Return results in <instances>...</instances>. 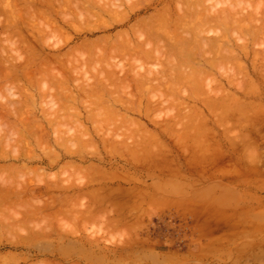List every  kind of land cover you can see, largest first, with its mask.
<instances>
[{
    "label": "rangeland",
    "instance_id": "rangeland-1",
    "mask_svg": "<svg viewBox=\"0 0 264 264\" xmlns=\"http://www.w3.org/2000/svg\"><path fill=\"white\" fill-rule=\"evenodd\" d=\"M0 1H4L5 4H6V8L7 9L8 8L11 9L10 7L7 6V3H8L7 0H0ZM13 1H15V0H13ZM60 1H58L56 3L65 4L64 1H63L64 3H62V1L61 2ZM96 1H98V0H96ZM100 1L101 0H99L98 2H96V5H99V2ZM102 1H101L100 4H102L104 2V1L103 2ZM105 1L107 3L108 0H105ZM112 1L109 2V3H112L113 4V2H115V1H113V2ZM124 1H125L124 4H122L123 1H122V3H120L119 0L117 1V2H119L117 5H120L121 4L123 6L126 5V2H127V5L126 6H124L122 8H119L118 7V9H117V11L118 10L121 11L120 12L121 13V16H122L123 13H126V14L129 13L131 15V16H129L128 14L127 15L126 14H123L124 15V17L122 16L123 19H125V15H126V19H125L126 20V22H125L126 24H124V25H119V24L116 23V21L119 22L117 19H119V16H120L119 14L120 13L117 14V15L115 14V12L113 13V11L115 10L114 8H112L113 10H112V13L111 14H110V11H111L110 9H108L110 11H107L106 10L107 8H103L106 11V13L105 14L102 13L101 16L98 15V17L100 16V19H102V20L99 19L100 21H98L96 19L97 18L96 15L99 14L101 11H100V9H97V8H102L103 5H99V7H97L96 5H94V3H95L94 1H93V3L89 2V0H88V2L85 1L88 6H89V3L92 4L91 6L88 7V9H91V7H93V6L94 7L95 6L97 7V8L94 9L95 10L94 13L96 12V15H95L96 18L93 17L94 18L93 20H92V18L90 20L88 19L89 20L88 23H86L87 20H85L87 18H84V20L86 21L85 22L86 24H85L84 21L76 19L77 16H79V14H80L78 12V15L76 14V16L74 17L75 18L74 21L76 20L75 21L76 23L74 21L71 22V23H73V24H71V25H73L72 26V29L70 27L71 25H65L66 27L64 26V29L67 30V31H65L64 29H62V32H65V33H62L60 31L63 35L65 34L64 35L65 37H63V35H60V37H59L58 35H59L60 32H58V31L57 32H54V34L52 33L53 36L55 35L56 37H54V39H53L52 38V35H51L50 36L51 39L49 41H51L52 43H54L53 45L56 44L55 46H56L57 50L58 49L60 50V46H62V45L63 46H62V48H61L60 51L57 52V50H55L53 48L55 51L52 50L51 52H53V53L55 52V54L57 53V55L60 54V52H61V54L63 53V55H65V56L64 57L62 56V58H61V54H60L59 55L60 56L59 58L60 59H64L65 62H66V59L67 58H69V57L71 58L72 57L71 60L74 61V62L72 63V62L69 61V63H71L72 69H73V66L75 65V62H78V65L76 64L78 67H80V64H81V67H80L81 70H85L86 71L87 70V66H88L87 64L88 63L90 64V66H88V67H90L94 71H96L95 68H100L101 69L100 64L103 61H98L99 59L95 61L92 58L94 56H92L91 59H93V60H91L90 62H92V61H93V63L99 62V65H97L96 63L95 64H92L90 62H87L86 61L87 58L86 59H84V58L87 57V56L89 58L91 56V55L89 56L90 53L88 54V52H86L83 49L82 52L84 51L88 55L87 54L86 55L81 54V56L79 57V55H80L81 52L79 51L80 49H78V51L80 53L76 52V53H78L77 54L78 56L76 55V53H74L75 54V57L74 58L75 59L77 58L78 60L80 59L81 60V63H80V60L79 61L78 60L75 61V59L73 58L74 54H72V50L75 52V50H77V48H78L77 46L78 45H81L82 44L81 42L84 43L86 39L91 40V36H93L92 38H95V39H96V37L97 38H101L102 37L104 39V37H105L104 35H106V34L107 35L108 34H116L117 31H120L121 29L122 30H125V28L127 30L133 24H135V25H133L132 27L137 26V24H138L137 27H139V25H140L139 23H141V22H139V23H138V21L136 22L137 17H138V19H140L141 16L143 15L142 17L148 18V16H149L150 13H153L154 11L156 12V10L159 9V8H161V5H162V3H161L162 0H152L154 4L151 3L152 2L151 0H148L150 2H147V0H143V3L145 1L147 2V3L145 2L146 4H149L150 3L147 6L144 5L145 3L142 4V1H141V3H139L140 4L139 5L138 4L139 0H124ZM135 1H137L136 3H137V5H139V8H136V9L134 8L135 9L134 11L131 10L132 12L135 13V14H133L131 11H129L128 8L130 7V3L135 2ZM205 1L206 0H204L203 2H205ZM207 1H208L207 3L206 2L204 3V4H206V6L209 5L210 8L211 7L214 8V7L217 6V5H215L217 0H207ZM221 1L222 0H220V2H219V0H218L217 3H220L224 7H225V5L228 6V9H234V8H236V10H237V6H239V5L245 6L249 10L246 9L245 7H243V8L241 6H239V7H241L243 9V11H244V8H245L246 13H247V11H248V13L249 12H252L251 9H253V8H251V7L252 6H255V5L257 7L258 4H259V7H257V9H259V12H258V10L256 11V9L253 11L254 14L256 12H258L259 14L257 16H259V17L262 15L261 12L264 10V2H263L264 0H262V1L261 0H257V1L256 0L255 1L254 0L253 1L252 0H245V2H244V0H230V2H228V1L225 0V3L227 2L228 4H225V3H223L224 1L223 2H221ZM240 1H241V3L240 4H237ZM231 2H232V4H230ZM0 3H2V2H0ZM16 3H19V1L17 0ZM86 3H85V5H86ZM106 3H104V5ZM158 3H160V4H158ZM115 4H116V2L113 5L116 6ZM141 4L144 5V7H146L144 10H143V6L141 7ZM248 4H251V6L249 7ZM1 5H3V3L0 4V6ZM17 5H20V6H17V9H20V7H21L22 4L19 3ZM56 5H57V7L60 6L59 8H61V9L57 8L59 14H64L63 13L64 11L66 12V11L70 10V6H68L66 4H65L66 7L64 5H58V4H56ZM109 5H111V4H109ZM109 5H108V8H110L111 6L113 7V5H111V6H109ZM150 5H152V6H150ZM100 6H102V7H100ZM105 6H107V4ZM218 6H220V5L218 4ZM62 7H63L64 11H61V10H63ZM84 7H87V6H84ZM217 7L214 8V9H217ZM256 7H254V8H256ZM2 8H3V6H2ZM2 8L0 7L1 12L3 11ZM4 8H5V6H4ZM6 8L4 9L5 11L7 10ZM125 8H127V9H125ZM9 9H8V12H9ZM15 9H16V5H15ZM22 9L24 10V8L21 7L20 10L23 11ZM84 9H85V11H83V13L86 12V11H88V12H86L88 14L87 17L90 18L91 17L89 15L90 11L89 10H86V8H84ZM124 9H125V12L122 13V11H124ZM34 10H36V9H34ZM72 10L75 11V9H72L71 8L70 11H72ZM92 10H93V8L91 9V11ZM104 10H103V12H105ZM136 10H137V12H136ZM5 11H3V13H6L4 15H3V13L0 12V18H1L0 19V24H1V26H0V30H1L0 33L1 32L2 33H4V32L6 33V31L3 32L2 29L5 28V26H8L7 25L8 21H6V23H5L6 25L5 26L3 25L4 22L2 23L3 19L5 21V19L10 16ZM70 11H68V12L71 13V14H68V13H65V14H68L67 16H70V18H72L73 16L71 17V15H73V14ZM243 11H239V12L240 13L241 12L243 13ZM107 12H109V13H107ZM253 12H252V14H253ZM9 13L11 14V12H9ZM81 13H82V11H81ZM86 13H84V14H86ZM94 13L93 14L90 13V14L94 15ZM244 13H243V15H244ZM7 14L9 15L8 17H6ZM102 15H103L104 18H102ZM110 16H112V17H110ZM116 16H118V18H116ZM127 16H128V18L130 17L129 20H128ZM263 16H261V17L264 18ZM52 17H54L55 19L57 18L58 20L60 19V16H52ZM84 17H86V16L84 15ZM259 17H258V19L261 18V17L260 18ZM30 18L32 19V17H30ZM38 18H40V17H38ZM112 18H113V20H112ZM31 19H29L30 20L29 23L30 24H34V21L32 23L31 22ZM82 19H83V17H82ZM120 19H121V17H120ZM256 19H257V17H256ZM261 19L259 20L260 23H261ZM35 20L37 21V19H35ZM38 20H40V19H38ZM108 20H110V21H108ZM114 20H116V21H114ZM122 20H120V21H122ZM257 20H255V21H257ZM262 20H264V19H262ZM80 21L83 22V23L81 24ZM97 21L99 23H101V24L98 25V23H96ZM14 22H18V21H15L14 20ZM25 22H26V20H25ZM37 22H39V21H37ZM110 22H112L111 25H113V28L110 29V31H108L105 28V26L107 25V23H109L108 25H110ZM114 22H115L116 25L113 24ZM19 23H22V22H19ZM19 23H17V25ZM102 23H104L106 25L104 26V24L102 25ZM22 24H20V25L22 26ZM78 24H81V25H78ZM89 24L92 27H94V28L96 26L97 27L100 26V27H98L99 29L97 28V30H96V28L95 29L94 28L92 29L91 26H88L87 28H85ZM102 26H104V28L106 30ZM140 26L143 27V23H141ZM89 27H91L92 32L89 31V30H91ZM127 27H129V28H127ZM135 28L136 27H134V29ZM85 29H86V33L83 32ZM100 29L102 30V32H100L101 31ZM167 29H169L168 31L171 32L170 29H172V28H167ZM93 30H95L96 32L93 31ZM218 30H219V28H218ZM79 31L82 32V33H79ZM98 31H99V33H98ZM105 31H107V32H105ZM140 31H142V30H140ZM216 31H217V29H216ZM221 31H222V29H221ZM231 31H230V33H233L234 32V30L232 32ZM89 32H91V33H89ZM109 32H111V33H109ZM142 32H144V31H142ZM17 33H19V32L16 31V35H17ZM55 33H57L58 35H56ZM93 33H94V35H93ZM137 34L139 36H141V34H142V36H143L144 33H140V34L137 33ZM205 34H207V31H206ZM235 34H238V33H235ZM243 34L244 33H240L239 36L240 37H243ZM208 35H210V33L207 34V36ZM211 35H216V34H213V32H212ZM248 35L250 36V34H248ZM2 36H4V35H1L0 36V39L1 38H4L5 39L6 36H4V37H2ZM17 36H15V37H17ZM57 36L59 38L62 37V39L64 38L63 39L64 41L65 40H69L68 42L65 41L67 43V45H66V43H64L63 41H61L62 39H59ZM98 36H101V37H98ZM228 36H229V33H228ZM230 36H229V38H232V41L234 40L235 42L236 41L238 42V40H235V39H239V36L238 35L236 36L237 38H233V37H235L234 35L231 36V37ZM245 36H247V35H245ZM249 36H248L249 40H247L246 39L247 37H245V40H247L249 42L248 43L249 45H246L247 48H248V50H249L248 53H247V54H249V56L247 55L249 59L247 57H244V58L243 57H239V58L240 59L242 58V60H241L242 62L246 58L247 61H245L243 64H245V66H246V71L249 70L247 72L249 74H251L252 72H254L256 70V67H258V65H260L261 68L263 67L262 66L263 64L260 63V62L261 61L264 62V60H261V59L259 60L258 58L255 59V60H253L252 57L255 56V55L253 56V54H254L253 52L255 50L256 51L259 50V49H261L262 51L264 50V40L262 41L261 40L262 38L260 39V37H263V36L260 35V37L258 36L259 39H260L259 45L257 43L258 42V38H257V41H255V45L254 44L252 45V43L254 41L251 40V38ZM15 37H14V40L16 41L18 39V37H17V39ZM103 39H100L102 46H104V45L107 44V43L106 44L104 43V45H103ZM138 39L140 40L141 38H138ZM14 40L12 39V41H14ZM22 40H23V38H22ZM28 40L29 39L27 37L26 38V41H28ZM82 40H84V41H82ZM229 40H231V39H229ZM242 40L245 41L244 38H243V39L239 40L238 43L239 44L240 43H244ZM12 41L10 40V42L13 45L15 42H12ZM55 41H57V42H55ZM5 42L7 44H5L4 42H1V44L4 47H2V45L0 44L1 45V47H0V53H2L1 52L2 49H3V52H5V50H8V48L6 46L9 47V45H11L10 42H9V39H8V41L6 40ZM86 42L89 43L88 41H86ZM161 42H162V40H161ZM90 43L87 44L86 46L89 45L90 48H91ZM76 44H78V45H76ZM159 44H158V46H159ZM163 44L165 45V43H163ZM12 45H11L10 49H12V47H15L16 46V45H13V46ZM46 45H47V43H46ZM48 45H49V43H48ZM84 45H85V43H84ZM152 45H153V42H152ZM250 45H252V46H250ZM106 46H107L106 47L107 50L110 51L108 49V45H106ZM233 46L231 44H229V48L232 49ZM5 47H6V49H4ZM92 47H94V46H92ZM146 47H147V45H146ZM165 47H166V45L164 47H161V48L166 49ZM17 48H15V50ZM21 48H23V47H21ZM250 48H254L255 50L254 49H250ZM67 49L69 50L70 55L65 54V52H67ZM85 49L90 51L89 47H88V49L85 47ZM95 49L98 50L100 48H95ZM95 49H93V50H95ZM13 50H14V48H13ZM25 50H26V48H25ZM97 50L95 52L93 51V53H95V54L98 53ZM24 52L25 51H22V53H24ZM100 52L102 54V51H100ZM120 52L123 53V51H120ZM120 52H119V54H120ZM126 52L127 51L125 50L124 53H126ZM257 52H255V53H257ZM15 53L18 54V56H21L22 55V58L21 59L18 58V62L19 63H16L15 60H14V58L16 57V56H14ZM20 53H21V51H20ZM22 53H21V55L19 54V49H18V53L16 51L13 53V51H12V54L14 56V58L12 57V62L10 61L11 58L9 56H7V54L4 53V56L5 57L7 56L9 58H8V60H4V59H7V58H3L4 56L2 54L3 57L0 55L2 57V58L0 57V59L1 60L3 59L4 61H6V63H3L2 62L3 60L0 61V62H2L3 64H7L8 63V65H4V68H5V66H7V67L11 66L10 64L13 63V62H15V63H13V65H15V64L22 65V63H23L22 60H25L23 58L24 55ZM104 53H105V51L102 54L104 58H105V56H106V58L107 57H112V58H108V60H107V61L110 60L108 63L111 64V62L114 61L113 60V57H115V56L114 55L113 56L112 55L109 56V54H112V53L115 54V50H113V52L110 51L109 54H108V56L106 55L107 52L105 53V55H104ZM116 53H118V52H116ZM122 53L120 54L121 56H122ZM157 53L155 52V56H156ZM162 53H164V52H160V54H162ZM8 54L10 55L11 53L8 52ZM128 54L130 56V53L129 52H127V54H124L126 58L123 57V56H122L123 57L122 58L120 55L117 56L116 59L114 58L115 61L111 64L112 67L115 66L114 63H119V65H116L117 67L118 66L120 67L121 65H125L126 67H124V66H122V67L125 68L126 70L128 68L130 70V67L133 66V68H135L134 70L136 72H138L140 70L138 72V73H140L143 70L142 72H145L146 75H147V71L149 73V70H147V68H149V66H150L151 69H154V70L156 69V71H159V69H160V73L159 72L158 73H155V74H159L158 76H160V78L162 77L161 74L162 75L164 74V76H166V78L168 79L169 76H167L165 73L169 72L167 70H169V69L171 70V68L168 67L169 64H170V62H168L169 64L167 65L166 64L167 60H162L163 58H161L160 55L157 56V57H160L162 61L160 60V58H157V59L160 60L157 63H156V59H155L156 57L154 59H152L153 56H151L152 58L151 57H147V59L146 58H144V59L141 58L142 56L139 57V58L142 59L141 60L142 62L145 61V63L143 62L145 64V66H142L143 65L142 64L141 65V68L139 70H136V68L139 67L138 65L140 63H138L136 61L138 65L134 64L133 61L136 58L135 55L134 54L133 55L131 54L133 57L131 56L130 59H129ZM258 55L263 56L264 55V52L258 53ZM82 56H83V59H81ZM164 56H165V54L163 55V57ZM261 56H260V58H262ZM127 57L129 59V61H128ZM121 58H122V61H121ZM139 58H137V60H139V62H140V59ZM149 58H151L150 60H155V63L156 64L153 63L154 61H151L150 62L148 60ZM173 58L174 57H172V59ZM217 58L222 59L220 55L217 56ZM217 58H216V61L219 60ZM239 58H238V60H239ZM16 59H17V57H16ZM19 59L22 62L21 64H20V60ZM57 59H58V57H57ZM164 59H165V57H164ZM169 59H171V58H169ZM197 59H198V56H197L196 59L193 57L192 58V61H195L196 62ZM251 59L253 61H256L257 60L259 64L258 63L257 64L254 63L255 65H257V66H254L252 64L253 61ZM82 60H84V61H82ZM88 60H90V59H88ZM101 60H104V59H101ZM107 61H106V63H107ZM163 61H166V62H163ZM231 61L233 62V59H231ZM234 61H236V60H234ZM57 62L59 63L60 61L58 60ZM57 62H56V64H57ZM82 62H83V65H82ZM229 63H228V65H226V67L229 66ZM51 64L54 65L53 63H51ZM56 64H55V66L53 68H55L57 66ZM63 64L61 63V66L60 65L59 66L63 68V66H64ZM68 64H66V65H68ZM84 64H86L85 67H84ZM91 64L92 65H97V67L95 66L93 68V66ZM110 64L109 65H106L103 62L101 65H103V67H104V65H106L105 67H107V66L108 67L109 66L111 67ZM194 64H196V63H193V67H194ZM225 64H227V61L225 62ZM234 64L237 65L236 63L233 62L231 64L232 65L231 66V69H234L235 70V67L237 68L238 65L237 66H234V68H232ZM246 64L249 66L248 68H247V65ZM27 65H28V63H27ZM164 65L167 66L168 68L165 69L166 67ZM239 65H241V64H239ZM28 66L31 67L32 64L30 63ZM77 66L76 67L74 66L76 70L79 69ZM116 66H115V68H116ZM173 66H174V68H176L175 65H173ZM223 66L225 67V65H223ZM245 66H244V69H245ZM252 66H254V67H252ZM1 67H3V65ZM15 67L17 68V66H15ZM60 67H56V69L57 68H60ZM68 67H70V66H67V68H65V69H70L71 70V68H68ZM103 67H102V69L105 68V67L104 68ZM145 67H146V70L147 71H144V68ZM32 68L34 69V66H32ZM84 68H86V69H84ZM90 68H88V69H90ZM133 68H131L132 69L131 71H133ZM162 68L164 69V72L165 73L163 71H161V70H163ZM186 68H188V67H186ZM241 68H242V66H241ZM254 68H255V70H253ZM258 68H259V70H261L260 67H258ZM56 69H55V71H56ZM75 69H73V70L76 71ZM100 69L98 70V73H100V77H101V71H100ZM110 69H112V68H110ZM179 69H180V67H179ZM216 69H214V68H213V70L211 69L212 71H214V72H212V74L213 73H216L215 75H212L214 77L209 76V79H207L209 81L205 80V83L206 82H209V83H206V84H208V86L204 83L206 87H209V88H207V90H204L203 89L204 91H200L199 92L197 89L200 90L201 87L200 88H198V87L199 86H202L203 83L200 82L202 85H200V84L198 85V83L196 81L191 80V78H188V80L190 79L192 82L194 81L193 84L195 82L197 84H194V87H193L192 86V83H190L189 81L187 82L186 79H184V81L181 80L183 83L180 80L175 79L176 82H177V80L179 82H181L180 83L181 85L178 84L179 82H177V84L175 83L177 85V88H178V85H179V87H181V88H178V91H177L176 85L174 84L175 85V89L177 91L176 92L175 89L172 88V87H174V85L172 86V84H173V82L175 80L173 79L174 81L171 82V81H168V80H172V79L169 78L167 80L166 78L163 79L164 77H162L161 79L166 80L165 81L166 82L165 84H164V81H162V82H159V80L157 81V79H159V78H157L156 81L159 82V83H163L164 85L163 84H159V83L157 84V82L155 80H154V83H153V80L151 79L150 82H152L153 84H155V82H156V84L158 85V86L157 85L154 86L153 84H149L150 82L148 81L149 83H147V85L148 84H149V86H152L153 85L154 88L153 87L152 88L150 87L151 89H146V91H144V94H143L145 96H142V94H141V96L139 95L140 91L143 92V89L142 88L145 89L144 84H143V87L141 88L142 90L140 88L136 89L137 87H135L136 85L132 81H131V85L128 84L130 82L129 80H128V82L126 81L127 82L126 84H128L129 86L128 85H123V84L121 86H125V88H126V86H127V88L130 87V86H133L132 89L134 88L133 89L134 90V93L132 92V89L131 88L130 89H124V87H121L120 86L124 90V92H125V90H127L123 94V96H122L123 91L121 90V88L119 87V89H117V90H119L118 93H117V91H116L115 88H118V87L115 86V88H114L113 85L116 84V83L115 82L114 83L112 82L113 83L112 86L114 88V89L112 88V91L115 90L117 94H115V91H114V93L113 92L110 93L113 96L112 95L109 96L108 95V91L109 90H108L107 92L105 91L103 93L104 96L103 95H100L99 96V94H102V92L100 91V93H99V91H98L97 94H96V92H95L96 90L94 91V89L92 90V88L89 87V85H91V83H89V85L85 86L86 84H88V81L90 82V80H91V82H95L96 80L99 81L100 77H99V79L96 78V77L99 76L98 73H97V71L94 72L95 74L97 73L96 75H94L93 73H91V71H93V70H89V71L87 70L89 73L88 74L86 73L87 74V77H90V75H91V78H87L86 76H85L86 78L82 77L83 75H81V73L85 75V73H83V71L80 72L78 70L80 76H78L77 71L74 72V75H77L79 77V80H77L78 77L77 76H74V75H71V77L69 78L70 74L73 73V72L69 71L68 73H64V72H67V71H64L63 73H61L62 69L60 68L59 70H61V71H58V72H60L62 75L63 74H67L68 75L70 73L68 75V78L69 79L67 78L66 75H65L66 76L65 78L68 79V83L71 81L69 83V85L72 88H74V89H72V91H70L71 90V87L67 84V82H66L67 80L65 81V79H64L63 82H66L65 85L67 84L69 87L68 86H61V88H62V90H61V88H59V85L57 84V82L55 81V79H54V81H55L54 82L52 79H49V78H52V77L47 76V74H43V73L42 74L40 73V76H42V77H40L39 76V72H37L38 73L37 76L35 75V73H33L34 74L33 76L32 75L25 76V75H23V73L21 74V71L18 69V71L17 70L16 71L19 72L22 76L20 75L21 78L20 79H17V77L19 78V74H17V72L15 73V69H12L13 70L12 73L14 72L13 73L14 75L12 73H10L11 72V70H10V72L8 71V74H5V75L8 76V77L5 76L7 78L4 77L5 78L4 79L2 76H0V78L2 77L4 79V81H3L2 78L0 79V81L2 82V83L0 82V85L3 86V87L0 88V90L3 89V90L0 91V94L3 92L2 93L3 96H1L0 99L2 98V101L4 99L3 102L6 103V105L5 104L3 105V108H5V109H3L2 108V105L0 104L1 105V108H0L1 116L2 115L3 116H8V118H10L11 121H14V118L15 117L12 118V116L15 115V114L11 115V112H13V110L11 111V108L10 107L12 105L10 103L17 101L21 97V93H19V92H20L21 88L23 87V82L25 81L24 84L26 85L27 82L31 80L30 81L31 82L30 83L31 85L30 84L29 85L27 84V88L28 87L29 88L28 89L26 88V93H24L25 90H23V89L21 90V91H23L22 94H25L27 96L25 97V95H23L21 97L20 103L25 99V102H27V104L28 103L31 104V105L30 104L27 105L24 102V107L25 108L24 107H21L22 109L24 108L21 111H24L26 114L24 113L23 116H22L21 114H19L20 113V109H19V112H18V111H16L17 108L16 109L13 108L14 106H12V109H14V113H17L18 112L17 114L18 115H21L22 116V119H24V121L26 120V117H27V120L25 121L26 123L31 120V122L30 123L28 122V123L31 124L32 126H35V124L38 123V122H39V124H42L43 123L40 126H43L44 125L43 126L44 128L39 127V129L41 128L43 131L35 128L38 131H37V134L35 133L36 136H34V141H33L32 137H31L32 135L30 134V129L31 130H33V129L31 127L28 128L27 127L28 125H26V128H28L27 130H29V136L31 135L30 136L31 138L29 136L27 137L28 140L29 139L31 140L30 141L31 143L30 142L27 143V147L29 148V145L30 144L32 146L33 145L32 142H33L34 143L33 147L35 146L34 148L36 150V151H34V148H32L30 146L31 148L30 149L27 148V150H25V151L28 152V150H30V151H33V152H30V153L28 152V153H26V155L31 156V155H35L36 154L34 156V158H37L36 156H38V154H39V156L42 157L41 158L42 160L39 159V156H38V160L37 159H34L33 156H32V158L34 160L33 159H31V160L29 159V161H28L27 158H26V155L24 154L25 155V158H23L24 155H23V157H21L22 158L20 160L21 163L23 164V161H24V163L26 165V163L29 162V163H27V166L26 167L29 168V166H31V165H32V167H34L33 168L34 170L32 169V167L29 168V169H31L30 171L32 172V176L34 174L37 175L38 172H40V175H41V171L44 170L47 175L44 177L43 174H42V176L44 178H49L48 180L47 179L46 180L47 181H50V177H52V176L53 177L54 176L56 177V175H57V177L55 178V181L57 180V183H56L57 187H58V182H60V180L62 181L61 184H60V186H62V185L64 186V184H62L63 183V180H64L65 185H66V183H67V185L70 184V183L73 185L72 186V189L73 190H71V189L69 190V185L67 186L68 187L67 189L69 190V192H68L67 189H66L65 192H64V190H60V191L58 190L56 192V190H57V187H56V189L54 190V193L52 192V194H51L52 197L54 198V201L56 199L58 201L61 200V202H63V200H65L67 198V197H63L64 195H67V196L68 195H71V196H68V197H70V198L73 197V198L71 199V201L69 199V202H67V203L63 202L64 204H62V206L60 204L61 203L60 201H59L60 203L57 201L58 204H57V202H55L56 205L51 204V205H53V207L50 206V207H52L51 210H49L50 207H48V208L43 207L44 208V211L47 210V209L48 210H47V212L45 211L46 213L43 210H42V212H44V214L46 216H51L52 215V218L49 217L48 220L47 219L45 220V222H44V219H43V222H44V224H43L42 223V220H40V219H39V221H41V222H39L38 220H37L38 222L37 221L35 222V220L37 219V217L35 218V220H33L34 218L31 217L30 218V221H28L29 219L26 220L30 224V226H32V227L29 226L30 228L27 227L28 226V223L25 224V225H21V223L18 222L21 225V228H20V226H18L19 225L18 223H16L17 225L14 223V222H16V219L21 222L22 219H20V217H22V214L19 215V217H18V214L19 213H23L24 212V209H21V210L19 209L18 210L17 207L16 208L11 207L13 209V210H11L12 211V213H11L10 211H8L9 208H10V206H7V204H5V205L4 204H0V210H1L0 213L2 212V214H0V216L3 215V214L5 215L4 212H6V210H4L5 209L4 207L7 206V213H6L7 218H6V215L0 217V219H1L0 220V227H1V229H0V264H264V121H262V119H261V118L264 119V96H262V95H264V90L261 91V93H260V91H258V92L255 91L256 93L255 92H252L251 94L250 93L247 94V92H251L248 89L247 92L243 93L241 96L239 95L238 96L239 98L237 97L238 94L237 95L236 94H234V95L232 94L231 96H232V99L233 100H231L230 98H229L230 100L228 99V106H227L228 109H225V110L228 111L230 109L231 112H233L234 116H233L232 113L229 112L230 110L228 112L226 111L228 113L227 114L225 112V110L223 109V107H224L223 105H222V107L221 106H209V104L207 102L208 101L207 98L208 97H211V95H213V93H214L213 92L211 94L210 88L211 87H214L215 85H217L216 84V80L218 81L220 79L221 85L225 84V86H226V84L228 82L227 81L228 79L227 80L226 79L223 80V78H225V77H223L222 75H225L226 76V74L221 73V71L219 72V69L222 70L223 67L222 66H221V68L219 67V69H217L218 72L216 71ZM4 70H3L4 73H6V69H4ZM154 70H153V72H155ZM228 70H230V69H228ZM234 70H231V71L233 72ZM106 71H107V69H106ZM135 71H133V72H135ZM225 71H226V69H225ZM231 71H230V73H231ZM236 71H238V69H236ZM236 71H234V72H236ZM240 71H239L238 75L241 74ZM0 72H1V75H2L3 72L2 71H0ZM133 72H132V74H134ZM153 72H151V74ZM259 72L260 73H262V72L264 73V69H263L262 72L261 71H259ZM4 73H3V76H4ZM224 73H226V72H224ZM245 73H244V75H246ZM61 74H60V76H61ZM151 74L149 73L150 76H151ZM220 74H221V76L223 78L220 76ZM9 75H10V77H9ZM149 75H147V76L149 77ZM216 75H217V77H216ZM238 75L236 74V76L234 75L233 77H231V78H234V81H233L234 83H235L236 80L240 79V81L239 80L236 81V84H238L240 82L239 84L242 85V79H243V86L245 85V87H246V85H247L249 87L251 81H254L255 82L254 84L259 85V88H260L261 81H260V78H258L259 80H257V78L255 77V75H257L256 73L251 76L253 79H251V77L249 76L251 81L249 80V78H242L243 77L242 74H241L240 77ZM24 76L27 79H25ZM34 76H36L38 78L40 77L39 78V81ZM30 77H33V78L31 79ZM80 77L82 78V81L83 80L86 81L88 79L86 81L87 83L86 82H81L80 81L81 80ZM44 78H46L47 81H44L45 80ZM152 78H154V76ZM213 78L216 79L215 82H214V79ZM254 78H255V80H254ZM28 79H30V80H28ZM33 79H35V80H33ZM161 79H160V81H161ZM244 79H245V81H244ZM13 80H15V81L16 80H19V81H16V83H19V84L21 83V81H23L22 82V85H20L21 86L20 90L18 89L19 88L18 87L19 84L14 83L15 81H13ZM76 80L79 81L80 83H82V85L80 84V86H78L79 88L77 87V85H79V83ZM10 81H12L14 84L13 83H10ZM42 81L43 82H47L46 85ZM48 81H51L53 84L55 83L54 85L57 86V87H55L54 85H52V83L50 84ZM247 81L249 82V85H248V83L246 84ZM41 82L45 86L42 85ZM63 82H62V85H63ZM75 82L78 83V84L76 85ZM167 82H170L172 84H169L170 85L169 86V85H167ZM9 83L12 85V90H13V85L14 86L15 85H18L17 88L14 87V90L13 91L10 90V95L11 96L14 95V98L11 97L9 95V92H7V90H6V88L10 85ZM95 83H96L95 85L98 84L97 81ZM188 83H190L191 85L189 84L190 85L189 86ZM217 83L219 85V81ZM48 84H49V87L50 88L51 87L55 88V89L51 88V89H53V92L49 88L50 89V96H53L54 97V95L56 93V90L59 91V93L57 92V94H56V96L58 98L57 97H54V98L52 97L53 100L55 99L54 101H56L55 102V105H54V101L51 103L50 99H52V98L50 96H48L49 93H47V94L45 93V92H47L49 90V89H47ZM108 84H110V82ZM185 84H187L188 86L185 85ZM262 84H264V83H262ZM37 85H38V87L40 85V89H41V86H42V89L40 91H39V88H37ZM92 85H94V84L92 83ZM119 85L120 84H118V86ZM162 85H163V87H162ZM251 85H253V83ZM43 86L46 87L47 90L45 88H44L45 90H43ZM82 86H83L84 89L87 88V89H85L87 92L84 90L85 92L83 93L85 96L84 95H81V93H80V91L83 89V88H81ZM112 86H110V87H112ZM160 86L162 87L161 91L159 89ZM191 86H192V88H191ZM66 87H68L67 90H65ZM108 87H106V89H110ZM138 87H139V85H138ZM15 88L18 89L19 91L18 90L15 91ZM23 88L25 89V87H23ZM80 88H81V90H80ZM90 88L96 94L97 97H100V99H99L100 101L98 100V98L96 100L94 98L93 99L90 98L91 96L95 97V94H93L92 91H91L92 93H90V95L88 94L89 93L88 91L90 90ZM193 88H196V90H197V92L195 90V92H196L195 93L196 94L195 95V98H194V95H193L194 92L192 91V90H194ZM203 88H204V86H203ZM4 89H5V91H4ZM139 89H140V91H138L139 92L138 93L137 90H139ZM27 90L28 91L30 90V92L31 91L32 92L31 93H27ZM63 90L67 94H65L63 92ZM129 90H130V92H129ZM162 90H164V91H162ZM173 90L176 93H174V92L171 93V91H173ZM179 90L181 91V93L179 92ZM8 91H9V89H8ZM38 91L41 92V93H42V91H45L44 93L47 96L44 95V93L40 94ZM78 91H79V93H78ZM110 91H111V89H110ZM11 92L14 93V94H12ZM72 92H76L77 94H75V93L73 94ZM81 92H83V90ZM182 92H184L183 94L187 95V97L189 96V99L191 97H193L194 99L191 98V100H189V99H187L186 96H185L186 98L180 96L182 94ZM192 92H193V94H192ZM201 92L202 93L203 92H206L207 95L206 94L205 95H202ZM32 93L35 94V96L33 95L34 97H32V95H31ZM126 93H128L129 96L130 95H133L135 97L133 99L135 101V102L133 101L134 103H132V101H131V99L133 98V96L132 97L130 96V98H128L127 97L128 95ZM218 93H214V94H216L217 97L222 96L220 94V91ZM253 93H254V95H253ZM257 93H260V94L255 95ZM29 94H30V96H29ZM86 94L88 96H86ZM118 94L121 95L122 97L121 96L119 97ZM161 94L162 95L165 94L166 96H163L162 97ZM189 94L191 95V97H190ZM198 94H200V95H198ZM244 94H247L248 96L247 95H244ZM17 95L19 96V98H18ZM43 95H44V97H43ZM65 95H67L66 98L67 97L69 98V95L70 96L72 95L69 99L67 98L70 103L68 101H66L67 99L65 98ZM115 95H117V96H115ZM177 95H178V97H177ZM249 95H251V96H249ZM82 96H84V97H82ZM172 96L173 97L175 96L174 97L175 99ZM203 96H206V97H203ZM254 96H256L257 98L256 97L254 98ZM4 97H6V98H4ZM23 97H25V98L23 99ZM27 97H28V99H27ZM62 97L65 99V101H64V99H62ZM85 97H86V99H89V100L90 99H92L93 101L95 100L94 102H96L97 104L99 102L100 103H99V105L95 104L93 101L90 102V103H87V102H89V100H86ZM110 97H112V99L114 98L113 101L111 99H108ZM115 97L116 98L119 97V99L121 98L122 99V102L126 98H127V100H125V103L120 102V103H122V105H121V104H117L119 102V99H118V102L115 104L114 103V100L116 99ZM140 97H142V98L144 97V99L142 100ZM151 97H152V100H151ZM153 97H155V103H153L154 102L153 101L154 100ZM168 97L170 99H172V100L169 99L170 102L168 101ZM201 97H203L204 99L201 98ZM234 97H237L238 98V101L236 100L237 98H234ZM11 98H12V100L14 99L15 101L13 100V101L10 102ZM32 98H33V101H34L33 103L31 101ZM75 98H76L75 102H74V100H71V99H75ZM157 98L160 99V100H157ZM166 98H167V100H166ZM179 98L180 99L182 98V99L180 100ZM200 98H201V100H200ZM34 99H36V100H34ZM56 99H58V100L60 99L58 103H57L58 100H56ZM176 99L178 101H180V103L179 102L177 103ZM196 99H198V101L201 104ZM110 100L112 102H109ZM139 100H141L142 106L140 105L141 102H139ZM146 100H147V102H149L151 100L152 103L150 102V104L149 103L146 104ZM165 100H166V102H165ZM173 100L175 101V103H174L173 106H170V104H172ZM183 100L185 101V104L188 103V105L191 104V106L190 107H187V105H184V103H183L184 101ZM205 100H206V102H205ZM46 101L48 102L47 105H46ZM49 101H50V103H49ZM76 101H77V103H76ZM193 101H194V103H193ZM3 102H2V104H3ZM105 102H107V103L105 104ZM158 102L159 103H163V104H159ZM17 103L16 104L19 106V100L17 101ZM91 103H93V104H91ZM101 103H103V104L100 106ZM111 103H112V105H111ZM137 103L139 105H137ZM156 103L159 104V105H157ZM181 103H182V105H181ZM16 104H14V105H16ZM58 104H60L59 106L61 108L58 106ZM63 104L65 105V108H63L64 107ZM70 104L71 105L72 104L77 105V106H75L76 109H75L74 105L71 108ZM176 104L178 106H180V107H178V108L175 107ZM196 104H198V105H196ZM21 105L22 104H20V106ZM25 105H27V109H26V106ZM51 105H53V106H51ZM109 105L110 106H113L114 108L113 107H110ZM117 105H119V106H117ZM123 105L126 107V109L128 107H129L128 109H130V108L131 109L129 111H127L128 109L126 110L123 107ZM147 105H148V108H150L148 110L145 109V108H147ZM258 105H259V107H258ZM5 106H10V107H5ZM28 106H30V107H28ZM35 106H36V108H35ZM54 106H55V108H54ZM103 106L104 107L105 106L106 107L108 106V108H111V109L108 110V108H104ZM182 106L184 107V109L188 110V113L187 114H189V115H187V116H190V117L196 111V109L198 107H201L202 110L205 109L203 112H202V110L199 111L200 108H199V110L197 109V112L198 113L201 112V113H199V118H201V120L199 118H197L198 117L197 116L198 113L195 112L192 115L193 118L191 117L192 119L191 118H187L189 121L190 120L191 121L194 120L192 122V124H190L191 121L190 122H187V119H186L187 116H186V113H185L187 111L184 110V112H183L184 114L181 113L183 111L182 110L183 109ZM185 106L187 108H185ZM192 106H194L196 109L194 107H192ZM234 106L235 107L238 106V108L241 107V106L243 108L244 107H246V108L242 109V107H241V109H242L241 110V109H238L236 107L239 110V113H238V111H236L237 109ZM56 107H59L61 110L63 109L62 110L63 112L61 110H59V112H57L58 111L57 110L58 108H56ZM96 107H97V109L103 107L105 110L103 108L102 109L104 110V112L101 111L102 109H100V110H97L96 109L95 110ZM172 107L174 109H172ZM220 107H221V109H220ZM257 107L259 108V110H260L261 113L257 112L258 109H255ZM6 108H9V109H6ZM90 108L91 109L93 108V109L91 110ZM136 108L139 109V110L138 111H135ZM176 108H177V110H179V113L182 114V115L181 114L180 115L178 114L179 117H178V119L176 118V120H177L178 124L180 126H182L184 129L180 127L181 129L179 128V130H178V127L179 126H178V124H177V122H176V120L174 118V115L176 113H178V111L175 110ZM189 108L193 109L192 113H189L190 110H191ZM207 108H208V110H210V112L207 110ZM77 109H78V112H77ZM118 109H119V111H118ZM222 109H223V111H222ZM6 110H7L6 113L3 112V111H6ZM74 110H76V112ZM89 110H91L92 112L89 111ZM88 111H89V113H88ZM95 111H97V114L94 113ZM100 111L103 112V113H101ZM109 111H111V112H109ZM130 111H132V112H130ZM133 111H134V113H133ZM139 111H141V112H139ZM145 111H146V115H145ZM51 112H52V114H50ZM55 112L56 113H59V115L57 114V116L60 117V118L57 117L58 118L57 120H58L59 123L56 122L55 120L54 121L56 123L55 122L52 123L53 122V120H52V122L50 121V123H52V125H51V124L47 123L49 121L48 120L46 121V119L47 118L53 119L55 117V114H56ZM105 112H109V113H105ZM115 112L116 113H119V112L121 113L122 112V114H120V113L118 114V115L121 116V118H120V116L117 115V117H119L118 120H116L117 119V118H115L116 116L115 117L109 116V115H112ZM124 112H126L125 113L126 115L123 114ZM78 113L79 114H82V117L81 116L79 117L77 115ZM149 113H150V115H147ZM209 113H211L212 115L211 114L209 115ZM255 113L257 115L258 114L259 115L257 116ZM9 114H10V116H9ZM45 114L46 115L49 114V116L47 115V117H46ZM88 114H90V115L93 114L92 117H94L96 119L95 120H94V118L90 119L91 117H89L90 115H88ZM128 114L131 117H133V119H135V118L137 119L136 120L137 122L135 121V126H133L134 124H132L134 122L133 119L131 120V122L129 124V121H130L131 117ZM202 114L205 115V117ZM236 114H237V116H238V114L241 115V116L243 114H245V115L248 114L249 118H248V116H244L243 115V118L244 119L243 118L239 119L240 120V123H239V122H237L235 120L236 119V117H235ZM18 115H16L17 116L16 118H18V117L20 118V116H18ZM43 115H45V116H43ZM52 115H54V116H52ZM114 115H116V114H114ZM122 115H123V117H122ZM195 115L197 116L196 119H194L195 118L194 117ZM3 116L0 118L1 119L0 122H2V120L4 121L6 119V118L4 119ZM50 116H52V117H50ZM86 116H88L87 119H86ZM127 116L129 118H127ZM175 116H177V115H175ZM184 116H186V117H184ZM45 117H46V119H45ZM124 117H125V121L122 120V119H124ZM180 117H183V120L184 121L181 120ZM214 117H215V119H213ZM246 117L248 118V120H247ZM8 118H7V122L6 123H9L8 121L10 119H8ZM34 118L36 120H34ZM151 118L154 119L155 121L154 120L152 121ZM205 118L209 122H207L206 120H205L206 123H205V121H202ZM211 118H212V120H209ZM18 119H15V122L18 121ZM38 119H39V121H38ZM88 119H90V120H88ZM226 119H229V120H227V123H225L226 122ZM179 120H181V121H179ZM195 120H197L198 123H195ZM11 121H10L11 126H12V124L14 125V127L16 125V128L18 129V126H19L18 124H21V123L20 122H16V123L13 122V123H11ZM118 121H120V122L123 121L122 124H121V125H123V130H122V128L121 129L120 128L116 129L117 127H119V125H118L119 122ZM157 121H160V122L158 123ZM166 121H168V123L170 121V124L168 125V123ZM172 121L175 122V123H173ZM182 121L185 122V124L187 123L188 126L185 125V124L183 125V122ZM201 121H202V123H199ZM223 121H224V124H223ZM115 122H118L117 125H116ZM138 122H139V128L140 127L141 128H145L146 127L145 128L146 131H144L143 129H140L141 132H139V128H138V125H137ZM212 122H213V125H211ZM61 123H62V125H61ZM82 123L85 124V125H83ZM194 123L195 124H198L199 126H197V125L195 126ZM220 123H222L223 125L221 126ZM4 124H5V122H4ZM55 124H58V125H55ZM80 124H82V126ZM159 124H161L162 126H160ZM172 124L173 125L175 124V125L173 126ZM0 125H1V127H5V131H6V129H7L6 127H8V126H3L2 123ZM7 125H9V124H7ZM48 125L51 126V127H49ZM99 125H101V126L99 127ZM140 125H142V126H140ZM176 125H177V127H176ZM20 126H19V129L22 128L25 125L22 126V124H21ZM70 126L72 127V129H71ZM77 126H78L79 129L77 128ZM84 126L85 127L88 126V128L86 130L87 132L85 131L86 134H85V132L82 133L83 131H81V132L79 131V130H85V127ZM125 126L128 127L129 130ZM132 126L134 128L137 127V129H135L136 131L134 130V128ZM192 126H194L193 127L194 129L197 128L195 130V132H194L193 128H190ZM206 126H209V127L212 126V127L209 129V127H206ZM47 127H48L49 130L47 129ZM52 127L53 128L56 127L54 129L55 132L57 130V132H59V133L61 132L63 135L65 134L64 136H62L61 133H60L61 137L59 136V138H58L60 141L59 140L56 141V138L58 137L56 135H59V134L57 132L55 133L53 131ZM64 127H66V128H64ZM75 127H76V129H75ZM114 127H116V128H114ZM165 127H166V129H165ZM61 128H62V130H61ZM96 128H97V130H96ZM2 129L3 128H1V130ZM8 129H9V131H12L11 128H8ZM58 129L61 130V131H59ZM88 129H90V130H88ZM130 129H132V130L130 131ZM163 129L166 130V131H164ZM199 129L201 130V132H200ZM211 129H213V132L215 134H212V130ZM1 130H0V132H1ZM46 130H48V131H46ZM100 130H101V133L98 132ZM142 130L145 133H147L148 135L147 134H144V132ZM180 130H181V133H180ZM182 130H183V132H182ZM187 130H189V132ZM191 130H193V131H191ZM3 131H4V129H3ZM76 131L78 132L79 135H76L77 134V133H75ZM117 131H120V133L118 134ZM123 131L128 136H129L130 133H132V132L134 133V131L135 132L138 131L137 132L138 134L137 133H134V134L132 133V135H135L136 137L135 136H132V135L129 136L131 138L132 137H135L136 140H134V138L131 139L128 136H126ZM154 131L156 132V134L159 132L157 134V135H159V137L156 136V134H155ZM33 132H35V130L32 131L31 133L33 134ZM40 132L42 133L41 135H40ZM152 132H154V133H152ZM174 132L176 134H183L184 133L183 135H181L182 137L180 135H178V136H180V139L182 138V142H180L181 140L179 141V139H178L179 137H177V139H176V136L177 135ZM190 132H192V135H194V137H197V138H193L192 135H189L188 133H190ZM196 132H198V133L200 132L199 133L200 135L197 134ZM3 133L6 134L7 131H6V133L5 132H3ZM12 133L13 132L10 133V136L11 137H13L11 135ZM66 133H67V135H71L69 137L70 138L72 137V138L71 139L68 138V136L66 135ZM87 133H90V134H87ZM121 133L122 134L124 133V134L122 135ZM139 133L142 134V135H140ZM208 133H211V134H208ZM82 134H84V135H82ZM95 134H97V135H95ZM120 134H121V136H120ZM153 134H155V136L158 137L156 140H153L154 142L157 141L158 143L155 142L157 144H154L153 141H152L153 144L151 143V141H148V140H151V139L154 138L153 137V138L150 139V136L152 137ZM196 134H197V136H196ZM8 135H9V132H8ZM13 135H15V134L13 133ZM38 135H40L39 136L40 139H42L43 138L42 136H44V139H42V141H44L45 139L46 140L44 142H41L39 140V138L37 137ZM75 135H76V139L78 137H80V136L81 137L84 136L85 138L82 137L83 139H81V137H80V139L78 138L79 141H78V139L77 140L74 139V141H72V139L74 138L73 136H75ZM86 135H87V137H86ZM174 135H176V136H174ZM10 136H8L6 138L8 139ZM186 136H188V137H186ZM35 137H37L36 139H38L37 141H39V143H42L43 144L42 145L43 149H44V146L46 147L45 144H49L50 145L49 147L47 145L46 148H50V147L51 148L50 149H47V150L45 149V150H42L41 151L40 150V149H42L41 144L38 143V145L37 144L35 145V140H36ZM89 137L91 138V140H88L87 139ZM92 137H94V138L92 139ZM66 138H67V140H66ZM120 138L122 140H120ZM124 138H125V140H124ZM137 138H139V140ZM187 138H189V141L187 140ZM191 138H193V139H191ZM68 139L71 140V142L69 141L70 142L69 146L68 145H65V144H68V143H66V141H68ZM141 139H144V140L145 139H148L146 141L150 142V143L147 142L148 143V146H149V147L148 146L147 147L150 149L149 150L150 152L148 151L147 152L148 153L147 155L145 154V151H144L145 150L144 148L147 145L146 144V141L144 142ZM28 140H26V142ZM98 140H100V141H98ZM115 140H117L116 142L119 143V144L116 143L117 145L115 144L117 147L115 145L112 146L113 144H111V143H115ZM118 140H120V141H118ZM140 140L142 142H138ZM63 141H65L64 142L65 144H63ZM88 141H91V142L88 143ZM92 141H94V142H92ZM110 141H111V143H110ZM122 141H123V143L125 141H127L128 143L125 142L124 143L125 145H123L122 144ZM178 141L180 142V144L177 143ZM55 142H58L59 144L57 143L58 144L57 145ZM74 142L76 143V145H75ZM137 142H138L139 145L138 144L137 145L135 144ZM60 143H61V145H60ZM96 143H98L99 145L96 144ZM131 143H132V145L135 146V148H134V146H133V148L130 147ZM6 145H8V144H6ZM51 145H53V146H51ZM59 145L61 147H59ZM62 145L63 146H66L65 147L66 150L62 147ZM80 145H82L83 147L81 146L80 148H78ZM140 145H143V146L145 145V146L142 147ZM0 146H3V149L2 150L3 151L5 150L6 152H8V151L10 152V150H12V149L14 150V148H13L14 146H12V148H11V145L9 147L10 150H9L8 147H7L8 148V150H7L5 145H1L0 144ZM38 146L40 147V149L38 148ZM67 146L69 147V149H71L73 151V152L71 151V153L73 155L71 153H68V155H67V153L64 152V151L70 152L67 149ZM84 146H85V148H84ZM138 146H140V149H139ZM114 147H116V149ZM72 148H74V149H72ZM96 148L98 150H96ZM107 148H109V149H107ZM112 148H113V150H112ZM148 148H146V150ZM15 149H17V148H15ZM52 149H53V151H51ZM54 149H55V151H54ZM80 149H82V150H80ZM141 149L143 150L142 152L140 151ZM13 150L11 151V154L8 152L11 155L10 157L8 156L9 157V160H6V155L5 154H3V155H5V158L1 159V157H0V164L3 165L4 162L6 163V164L3 165V167L6 165L7 168H11L12 165H13V162H14V165L15 166L22 165L20 163V161H16L15 160V158L18 155H16V157L14 156L15 158L14 157L12 158V156H13L12 153L14 154V152H17L16 150H14V152H13ZM107 150H109V151H107ZM134 150L136 151V153H135ZM45 151H48V152H46L48 154L51 153V152H55L54 154H56L58 157L61 154V156H60L61 159H58V157H55L56 155L54 156L53 153H52L53 156H51V154H49V157H51V159L52 158L54 159V157L57 159V160L55 159L56 162L54 161V163L52 162V164H51V162H50L51 159L49 160L47 157L44 158V156H47L45 154ZM76 151H78V153ZM120 151H122V152H120ZM22 152H23L22 150L21 151H18V153H20V154ZM43 152H44V154H43ZM8 153H6V154H8ZM58 153H60V154H58ZM63 153H65V154L63 155ZM127 153L130 154V156ZM132 153L134 155L135 154L137 155V153H138L137 157L134 156ZM20 154H19V156H20ZM29 156H27V157H29ZM80 157H83L82 160H81ZM12 159H13V161H12ZM36 160H37V162H36ZM51 161H53V160H51ZM46 162H48V163H46ZM7 164H8V166H11V167H8ZM35 164H36L37 167L35 166ZM50 164L51 165L55 164V165L51 167ZM45 165L46 166L49 165L48 168ZM69 165H70V167H68ZM72 165L77 170L76 169L73 170L74 168L72 167ZM79 165L81 166V168H80ZM22 166H24V165H22ZM0 167H1V165H0ZM6 167H4V168H6ZM35 167H36V169H35ZM71 168H73V169H71ZM96 168H98V169H96ZM79 169H82V170L81 171H78ZM7 171H9V170H7ZM44 171H42V172H44ZM85 171L86 172H89L90 171V173L88 174ZM78 172H79V174H78ZM81 172L83 173L84 176L82 175ZM53 173H55V174H53ZM48 175H50V176L48 177ZM93 175H94V177H93ZM57 178H59V179H57ZM86 178L88 180V183H87ZM89 178H90V180H89ZM52 181H53V179H51V182ZM72 182H75V183H72ZM52 183H54V181ZM85 183H87V184H85ZM71 184H70V186H71ZM52 185H54V184H52ZM75 185H76V187H74ZM81 185H82V187H79ZM82 189H83V191H82ZM86 191H87V193L89 192V194H88L89 196L87 195ZM77 192H78V194L81 192L80 193L81 195L80 194L78 195V199H77L78 202L76 200V198H77L76 197L77 196L76 193ZM83 192H84V194H82ZM58 193L60 194V196H58ZM67 193H69V194H67ZM74 194H75V198L73 196ZM94 196H95V198H94ZM52 197H49V198L51 199ZM67 199H66V201H68ZM89 199H92V200H89ZM95 199H97V200H95ZM46 200L48 201L47 198H46ZM72 200H73V202H72ZM80 202L83 205L82 204H79ZM84 204H86V205H84ZM2 205H4V206H2ZM65 205H67V206H65ZM56 206L58 208H56ZM1 207H2V209H3L4 212L2 211ZM54 207L56 208V211H55V208ZM68 208L70 210H68ZM77 208H79L80 211H82V212L84 211L83 212L84 214H82L80 212L78 214L79 209H77ZM82 208H83V210H82ZM92 208H94V209H92ZM59 209H61V210H59ZM65 209H67L68 211H71L72 213L71 214L70 213L67 214L68 212H65V211H67ZM73 209H76V210H73ZM90 209H92V211ZM52 210H53V213H52ZM14 211L16 213H17V211L19 212V213H17V215H15L17 218L14 217V215H13ZM54 211H55V213H54ZM58 211H59V213H60V211H62V214L65 217L61 213H60V215H61V217L63 216L65 219L62 220V218H63L62 217L61 220H60V215L59 216L53 215V214H56V213L59 214ZM85 211L88 212V213L90 212V213L88 214ZM42 212L40 214H42ZM48 212H50V213H48ZM63 212H65V213H63ZM74 212L76 213V215H75ZM94 212H95V214H94ZM65 214H67V215H65ZM72 214H74V215H72ZM86 214L88 216H86ZM8 215H10V217ZM11 215H13V217ZM68 215L73 216L74 219L71 216H68ZM41 216L42 215H40L38 217H41ZM76 216L78 217V219H77ZM2 217H5L6 219L5 218H2ZM8 217H9V219H8ZM42 217H41V219H42ZM56 217H58L59 220L57 218V221H56L55 220ZM70 217L73 220L70 219ZM10 218H14L15 220H12V219L10 220ZM45 218H47V217H45ZM86 218H88V219L86 220ZM31 219L33 221H31ZM75 219H77V221ZM9 220H10V223H9ZM51 220L54 221V222H52ZM64 220H65L66 223L64 222ZM82 220H84V221H82ZM5 221H6V223H5ZM23 222L25 223V221H23ZM33 222H35V223L33 224ZM46 222H48L47 223L48 225L45 224ZM12 223L15 224V225L12 226ZM37 223H42L43 225H45V227H46V228L44 227L45 228V231L48 228L46 233H48V231L50 230V233H48V237H47L49 239L46 240L45 237L47 236V234L40 232V231L44 230V228L40 230L39 229L40 228L39 225H41V224L38 225ZM63 223H65L66 225L63 224ZM1 224H5V225L7 224L6 226H9L10 225V227L12 226V228H14V230H12V228H11L10 231H9V228L7 227L8 230H5L4 231V229H6V226H3ZM50 224H52V225H50ZM53 224L56 227H54ZM34 225L36 226V228H35ZM2 226H3V228H2ZM15 226L18 227V228H20V233H17L19 229H17ZM22 226L24 228H27V229L29 228L28 230H29L30 235H29V233H27L28 231L25 230ZM32 228L34 229L35 235H33L34 233L32 231ZM65 228H67V229L65 230ZM35 229L38 230V232H40L41 234L38 233V235L36 236V234H37L36 232L37 231ZM12 231L14 233L16 232L15 234H18L19 236L18 235L15 236V234ZM62 231L64 233H62ZM22 232H24V233H22ZM65 232H66V234H65ZM11 233H13V234H11ZM26 234L28 235L27 236L28 240L25 242V240L27 238L26 237L23 238V236H26ZM51 234H52V236H51ZM13 235H14V237H12ZM31 235H32V237H30ZM40 236H45V237H40ZM19 237H21V240L19 239ZM15 240L17 242L19 241V243L15 242Z\"/></svg>",
    "mask_w": 264,
    "mask_h": 264
},
{
    "label": "bare ground",
    "instance_id": "bare-ground-1",
    "mask_svg": "<svg viewBox=\"0 0 264 264\" xmlns=\"http://www.w3.org/2000/svg\"><path fill=\"white\" fill-rule=\"evenodd\" d=\"M16 1L17 0H15V1H13V0H7V6L8 7H10L11 9H9V12H11V14L8 12V9L6 8V4H5V2L4 1H0V2H2L3 3V5H1L0 7L2 8V6H3V8H2V10L3 11H5L4 9L6 8L7 10L5 11V12H7L8 14H7V16L6 17H8V18H6L5 19V21H4V19H3V21H2V23H3V25L5 26L6 24V21H8V23H7V25L9 26H5V28H3L2 30H3V32L4 31H6V33L4 32V33H0V36L1 35H4V36H6L5 37V39L4 38H1L0 39V41L1 42H4L5 44H7L5 41L7 40L8 41V39H9V42H10V40L12 41V39L14 40V37L15 36H17L18 37V39H17V37H15L17 40L15 41H12V42H15L13 45H16L15 47H12V49H10V47H11V45H12V43L10 42V44L11 45H9V47L8 46H6L7 48H8V50H5V52H3V49L1 50V52L2 53H0V55L2 56V54H3V56H4V53L5 54H7V56H9L11 59H10V61L12 62V57L14 58V56H16L17 57V59H16V57L14 58V60H15V62L16 63H19L18 62V58H22V55H21V53H22V51H25L24 53H22L23 55H24V59L25 60H22V62H21V60H20V64L22 63V65H19V64H15V65H13V63H15V62H13V63H11L10 65L11 66H9V67H7V66H5V68H4V65H8V63L7 64H3V63H6V61H4V60H8V58L9 57H3V58H7V59H0V61H2V62H0V71H2L3 73H4V69H6V73H4V76H3V73H2V75H1V72H0V76H2L3 78L5 77V76H7V75H5V74H8V71L10 72V70H11V72L10 73H12V69H15V73L18 71V69L21 71V74L23 73V75H25V76H30V75H34L33 73H35V75L37 76V72H39V76H40V73L42 74H47V76H50V77H52V78H49V79H52L53 81H54V79H55V81L57 82V84L59 85V88H61V86H68L69 85V83L71 82L70 80L72 79H70L69 81V83H68V79L71 77V75H74V72H76L77 71V74H78V76H80V74H79V72H78V70L80 69V67H81V64H80V67H78L77 65H78V62H75V67L77 66L79 69H75V67L73 66V69H75L76 71H74L73 69H72V67H71V63H69V61L70 62H74V61H72L71 59H72V57L70 58H67L66 59V62H65V60L64 59H60L59 57V55L61 54V52H60V54H58L57 55V53L55 54V52L53 53V52H51L52 50H57V48H56V44L55 45H53L54 43H52L51 41H49L50 39H51V35H52V38L54 39V37H56L55 35L53 36V34H54V32H62V29H64V26L65 25H71V24H73V23H71V22H73L74 21V17L76 16V14L78 15V12L80 13L79 14V16H77V18L76 19H78V20H82V21H84V23L86 22L85 20H87V22L86 23H88V21L92 18V20L94 19L93 17H95V15H96V12L94 13V9L95 8H97V7H99V5H103V7L102 6H100V7H102V8H97V9H100V13L99 14H97L96 16H97V20L98 21H100V20H102V19H100V16H101V14L102 13H106V11L103 9V8H107L106 10L107 11H110V14L112 13V8H114L115 10L113 11V13L115 12V14L117 15V14H119L121 11H117V9H118V7L119 8H122V7H124V6H126L127 5V2H126V5H117L119 2H117L118 0H113V1H115L116 2V6H114L113 4L115 3V2H113L112 0H108L107 1V3H106V1L105 0H101L103 3L102 4H100L101 3V1L99 2V5H96V2H98V1H96V0H93L95 3H94V5H96L95 7L93 6V7H91V9L93 8V10L91 11V9H88V7L89 6H91L92 4H90L89 3V6L87 5V3L86 2H88V0H61L62 1V3H64L65 2V4L66 5H68V6H70V10H71V8L72 9H75V11H70V10H68V11H70V12H72V14L73 15H71V17L73 18H70V16H67L68 14H71V13H69L68 11H64V9H63V7H62V9L63 10H61V11H64L63 13L64 14H59L58 13V9L57 8H59L60 6H58L57 7V5L56 4H58V5H64L65 7H66V5L65 4H60V3H56V2H58V1H60V0H18L19 1V3L20 4H22L21 5V7L22 8H24V10L23 11H21L20 9H21V7H20V9H17V6H20V5H17V4H19V3H16ZM60 1V2H61ZM64 1V2H63ZM86 1V2H85ZM93 1L92 0H89V2H91V3H93ZM113 2V4L112 3H109V2ZM120 1V3H122V1H123V3L122 4H124V0H119ZM141 1H142V4H144L143 3V0H139V2H138V4L139 3H141ZM152 1V0H151ZM204 0H162L161 1V3H162V5H161V8H159V9H157L156 10V12L154 11L153 13H150L149 14V16H148V18H146V17H142L141 16V18L140 19H138V17H137V20H136V22L138 21V23L139 22H141V23H143V27H141L140 25H141V23H139L140 25H139V27H137L138 26V24H137V26H134V27H136L135 29H134V27H132L133 25H135V24H133L130 28L129 27H127V28H129V29H127L126 30V28H125V30H120V31H117L116 32V34H106V35H102L103 37H104V39L101 37V36H98V37H101V38H97L96 37V39L95 38H92L93 36H91V40H88V39H86L85 40V45H84V43L83 42H81L80 44L82 45H78V44H76V45H78L77 47V50H75V52L72 50V54H74V53H76V52H78V53H80V55H79V57L81 56V54H84V55H86L87 53H85L84 51V53L82 52V50L84 49L86 52H88V54H89V58H88V56L87 57H85L84 59H86L87 58V62H90L91 60H98V61H103L106 65H109L110 63H108L109 61H107L108 60V58H112V57H107L106 58V56H105V58L103 57V52L105 51V53H106V55L108 56V54H109V52L110 51H112L113 52V50H115V54H109V56L110 55H114L115 57H113V60L115 61V59H116V57L117 56H119L122 52H120V51H123V53H122V56L123 57H125V55L124 54H127V52H129L130 53V56H129V54H128V57H129V59H130V57L134 54L135 55V59H134V64H136V65H138L137 64V62L138 63H140L138 66L139 67H137L136 65V70H139L140 68H141V65L142 66H145V61H141L142 59L141 58H146L147 59V57H151V56H153V58L152 59H154L155 57V59H156V63L158 62V61H160L161 60V58H163L162 60H167V62L166 61H163V62H166V64L168 65L169 63L168 62H170V64H169V66L168 67H170L171 68V70L169 69V70H167V71H169V72H167V73H165L164 72V69L163 70H161V71H163L167 76H169L168 77V79L170 78V79H172V80H168L167 78H166V76H164V74L162 75L161 74V76L162 77H164L163 79H167L168 81H171V82H173L175 79H178V80H182V81H184V79H186V81L188 82H190V83H192V86L194 87V84H197L198 83V85L200 84V85H202L201 83H203V85L202 86H199L198 88H200V90L199 89H197L199 92L200 91H204V90H207V88H209V87H206L205 86V84L206 83H209V82H206L205 83V80H207V79H209V76H212V75H215L216 73H213L212 74V72H214V71H212L213 70V68L214 69H219V67L221 68V66L223 67V69L222 70H220L219 69V72L221 71V73H223V74H226V76L225 75H222L223 77H225V78H223L222 76H221V74H220V76L223 78V80L224 79H228L227 81V84H226V86H225V84H223V85H221V81H220V79L218 80L219 81V85H218V81L216 80L217 78V75H216V79H214V82H215V80H216V84L217 85H215L214 87H211L210 88V92H211V94L214 92V93H218L219 91H220V94L222 95V96H220V97H217L216 96V94H214L213 93V95H211V97H208L207 98V102H208V104H209V106H221L222 107V105L224 106L223 107V109L225 110V109H228V99L230 98L231 100H233L232 99V94L234 95V94H238L237 95V97L240 95H242L243 93H245V92H247L248 91V89H249V91H251V92H247V94H251L252 92H258V91H260V93H261V91H263L264 90V84H262V83H264V73L262 72L263 71V69H264V62L263 61H261L260 63H262L263 65V69L261 68V66L260 65H258V67H260L261 68V70H259V68L258 67H256V70H255V68L253 69V70H255L254 72L257 74V75H255V77L257 78V80H259L258 78H260V81H261V85H260V88H259V85H257V84H254L255 82L254 81H251L250 80V77L253 75V74H255L254 72H252L251 74H249L247 71H249V70H247L246 71V66H245V64H243L245 61H247L246 60V58H245V60H243V62L241 61L242 60V58L240 59L239 57H247L248 58V56H249V54H247L248 53V48H247V46L246 45H249L248 43V41L247 40H249V38H248V34H250V38H251V40H253L254 42L252 43V45L254 44L255 45V41H257V38H258V45H259V41H260V39L263 41L264 39V20H262V19H264V18H262L261 16H263L264 15V10L261 12V18L259 17V16H257L259 13V9H257V7H259V4H258V6L256 7V5L255 6H252L251 8H253V9H251V11L253 12L255 9H256V11L258 10V12H256L255 14H254V12H253V14H252V12H249L248 13V11H247V13H246V10H245V8L246 9H248L247 7H245V6H241V5H239V6H241L242 8L243 7H245L244 8V11H243V9L241 8V7H239V6H237V10H236V8H234V9H228V6H226L225 4H228L227 2L225 3V0H222L221 2H223V3H225L224 5H225V7L223 6V5H221L220 3H217L218 2V0L216 1V4L215 5H217L218 6V4L221 6H216L217 7V9H214V8H216V7H211L210 8V6L208 7V6H206V4H204L205 2L207 3L208 1L206 0L205 2H203ZM226 1H228V2H230V0H226ZM253 1V0H252ZM251 1V2H252ZM255 1V0H254ZM257 1V0H256ZM262 1V0H261ZM12 2V3H11ZM137 1H135V2H132V3H130V7L128 8L129 9V11H134L136 8H139V5H137V3H136ZM147 2H150V1H148L147 0ZM146 2V3H147ZM219 2H220V0H219ZM238 2V1H237ZM244 2H245V0H244ZM264 2V1H263ZM2 3H0V4H2ZM15 3V4H14ZM85 3H86V5H85ZM104 3H106L107 4V6H105L104 5ZM111 4V5H113V7L111 6V5H109V4ZM144 4L145 6H147V5H149V4ZM151 3H153V1L151 2ZM241 3V1L239 2V3H237V4H240ZM5 4V5H4ZM136 4V5H135ZM141 4V7L143 6V10L146 8V7H144V5H142ZM154 4V3H153ZM158 4H160V3H158ZM213 4V3H212ZM230 4H232V2L230 3ZM247 4V3H246ZM253 4V3H252ZM256 4V3H255ZM15 5H16V9H15ZM108 5L109 6H111L110 8H108ZM254 5V4H253ZM4 6H5V8H4ZM24 6V7H23ZM84 6H87V7H84ZM129 6V5H128ZM137 6V7H136ZM150 6H152V5H150ZM157 6V5H156ZM223 6V7H222ZM248 6L250 7L251 6V4H248ZM116 7V8H115ZM160 7V6H159ZM239 7V8H238ZM254 7H256V8H254ZM68 8V7H67ZM84 8H86V10H89L90 11V13H94V15H92V14H90L89 13V15L91 16L90 18H88L87 17V13L86 12H88V11H86V12H84V13H86V14H84L83 13V11H85V9ZM127 8H125V9H127ZM135 8V9H134ZM32 9V10H31ZM34 9H36V10H34ZM59 9H61V8H59ZM96 9V10H97ZM108 9H110V10H108ZM125 9H124V11H122V13L123 12H125ZM148 9V8H147ZM151 9V8H150ZM154 9V8H153ZM103 10L105 11V12H103ZM123 10V9H122ZM138 10V9H137ZM137 10H136V12H137ZM141 10V9H140ZM243 11V13H244V15H243V13L241 14L239 11ZM249 10V9H248ZM3 11L1 12V10H0V12L1 13H3ZM33 11V12H32ZM81 11H82V13H81ZM98 11V10H97ZM117 11V12H116ZM131 11V12H132ZM139 11V10H138ZM32 12V13H31ZM60 12V11H59ZM74 12V13H73ZM76 12V13H75ZM61 13V12H60ZM65 13H68V14H65ZM98 13V12H97ZM107 13H109V12H107ZM133 14H135L134 12H132ZM4 14H6V13H3V15ZM59 14V15H58ZM123 14H126V13H123ZM122 14V16L124 17V15ZM129 16H131L129 13H127ZM126 14V15H127ZM81 15V16H80ZM84 15L86 16V17H84ZM98 15H100L99 17H98ZM120 15V16H119ZM118 16H119V19H117L119 22H117L116 20H114V21H116V23L117 24H119V25H124V24H126L125 22H126V15H125V19H123V17L121 16V13L119 14ZM257 17V19H258V17L261 19V23L259 22V20L260 19H256V17ZM52 16H60V19L58 20L57 18L55 19L54 17H52ZM118 16H116V18H118ZM133 16V15H132ZM137 16V15H136ZM139 16V15H138ZM147 16V15H146ZM30 17H32V19L30 18ZM38 17H40V18H38ZM79 17V18H78ZM82 17H83V19H82ZM110 17H112V16H110ZM120 17H121V19H120ZM264 17V16H263ZM31 19V22L33 23V21H34V24H30L29 23V19ZM34 18V19H33ZM81 18V19H80ZM84 18H87V19H85L84 20ZM102 18H104L103 17V15H102ZM115 18V17H114ZM127 18H128V16H127ZM130 18V17H129ZM129 18H128V20H129ZM1 19V18H0ZM35 19H37V21H39V22H37ZM38 19H40V20H38ZM55 19V20H54ZM71 19V20H70ZM89 19V20H88ZM100 19V20H99ZM123 19V20H122ZM14 20L15 21H18V22H14ZM25 20H26V22H25ZM77 20V21H78ZM112 20H113V18H112ZM120 20H122V21H120ZM255 20H257V21H255ZM76 21V20H75ZM74 21V22H75ZM96 22V23H98V25L99 24H101V23H99V22ZM108 21H110V20H108ZM133 21V20H132ZM144 21V22H143ZM19 22H22V23H19ZM36 22V23H35ZM106 22V21H105ZM256 22V23H255ZM258 22V23H257ZM17 23H19L18 25H17ZM43 23V24H42ZM76 23V22H75ZM79 23V22H78ZM80 23L82 24L83 22H81L80 21ZM85 23V24H86ZM92 23V22H91ZM90 23V24H91ZM131 23V22H130ZM135 23V22H134ZM20 24H22V26L20 25ZM41 24V25H40ZM81 24H78V25H81ZM87 25L85 28H87L88 26H91V25ZM94 24V23H93ZM104 23H102V25H103ZM109 23H107V25H108ZM112 24V22H110V25ZM113 24H115V22L113 23ZM20 25V26H19ZM34 25V26H33ZM37 25V26H36ZM106 24H104V26H105ZM105 26V28L108 30V31H110V29H112L113 28V25H108V26ZM116 25V24H115ZM172 27H171V26ZM0 26H1V24H0ZM33 26V27H32ZM72 26L73 25H71L70 27H71V29H72ZM104 26H102L103 28H104ZM126 26V25H125ZM66 27V26H65ZM92 27V26H91ZM91 27H89L90 29H91ZM98 27H100V26H98ZM97 26L95 27L96 28V30H97V28H98ZM142 29H141V28ZM2 28V27H1ZM84 28V27H83ZM94 27H92V29H93ZM94 28V29H95ZM102 28V29H103ZM104 28V29H105ZM115 28V27H114ZM167 28H172V29H170V31L171 32H169L168 30L169 29H167ZM218 28H219V30L221 31V29H222V31L220 32L219 30H218ZM6 29V30H5ZM92 29L91 30H89V31H91L92 32ZM99 29V28H98ZM103 29V30H104ZM105 29V30H106ZM137 29V30H136ZM216 29H217V31H216ZM65 30V29H64ZM69 30V29H68ZM83 30V29H82ZM101 30V29H100ZM99 30V31H100ZM135 30V31H134ZM140 30H142V31H144V32H142V31H140ZM233 31L234 30V32L235 33H238V34H235L234 32L233 33H230V31ZM1 31V30H0ZM16 31L17 32H19V33H17V35H16ZM65 31H67V30H65ZM93 31H95V30H93ZM99 31H98V33H99ZM206 31H207V34H209L210 33V35H208L207 36V34H205L206 33ZM216 31V32H215ZM219 31V32H218ZM231 31V32H232ZM238 31V32H237ZM59 33V35L57 34V33H55L56 35H58L59 37H60V35H63L62 33H65V32H62V33ZM70 32V31H69ZM83 32H85L86 33V29L83 31ZM91 32H89V33H91ZM96 32V31H95ZM100 32H102V30L100 31ZM105 32H107V31H105ZM161 32V33H160ZM212 32H213V34H216V35H211L212 34ZM218 32V33H217ZM244 33L243 34V37H240L239 35H240V33ZM53 33V34H52ZM79 33H82V32H80L79 31ZM104 33V32H103ZM109 33H111V32H109ZM137 33H144L143 34V36H142V34H141V36H139ZM228 33H229V36L231 35V36H235V37H233V38H237L236 36L238 35L239 36V39H235V40H238V42H239V40H241V39H243L244 38V40H245V37H247L246 39L247 40H245V41H243L244 43H238L237 41V43L234 41H232V38H229V36H228ZM6 34V35H5ZM15 34V35H14ZM171 34V35H170ZM65 35V34H64ZM63 35V37H65ZM93 35H94V33H93ZM206 35V36H205ZM245 35H247V36H245ZM260 35L261 36H263V37H260ZM4 36H2V37H4ZM57 36V37H58ZM88 36V35H87ZM210 36V37H209ZM230 36V37H231ZM260 37V39H259V37ZM28 37V41H26V38ZM58 37V38H59ZM86 37V36H85ZM120 37V38H119ZM22 38H23V40H22ZM49 38V39H48ZM138 38H141L140 40L138 39ZM241 38V39H240ZM4 39V40H3ZM21 39V40H20ZM57 39V38H56ZM55 39V40H56ZM59 39H62V37L61 38H59ZM64 39V38H63ZM61 40V41H63L64 43H66L65 41H69V40ZM73 39V38H72ZM80 39V38H79ZM82 39V38H81ZM100 39H103V45H104V43L106 44V45H108V49L110 50V51H108L107 50V46L106 45H104V46H102V44H101V40ZM229 39H231V40H229ZM3 40V41H2ZM58 40V39H57ZM161 40H162V42L163 43H165V45H166V49H164V48H161V47H164L165 45L161 42ZM227 40V41H226ZM71 41V40H70ZM82 41H84V40H82ZM86 41H88L89 43H90V45H91V48H90V46L88 45V46H86L87 44H89V43H87ZM241 41V42H242ZM261 41V42H262ZM1 42H0V44H1ZM55 42H57V41H55ZM152 42H153V45H152ZM231 44L233 47H232V49L231 48H229V44ZM232 42V43H231ZM251 42V41H250ZM46 43H47V45H46ZM48 43H49V45H48ZM51 43V44H50ZM59 43V42H58ZM57 43V44H58ZM61 43V42H60ZM160 43V44H159ZM246 43V44H245ZM4 44V45H5ZM149 44V45H148ZM158 44H159V46H158ZM228 44V45H227ZM2 45V44H1ZM1 45H0V47H1ZM12 45V46H13ZM29 45V46H28ZM66 45H67V43H66ZM99 47H98V46ZM146 45H147V47H146ZM252 45H250V46H252ZM257 45V44H256ZM58 46V45H57ZM63 46V45H62ZM62 46H60V50H61V48H62ZM65 46V45H64ZM81 46V47H80ZM92 46H94V47H92ZM96 46V47H95ZM149 46V47H148ZM161 46V47H160ZM2 47H4L3 45H2ZM6 47L4 48V49H6ZM20 47V48H19ZM21 47H23V48H21ZM43 47V48H42ZM83 47V48H82ZM85 47L88 49V47H89V49H90V51L89 50H86L85 49ZM13 48H14V50H15V48H17L15 51L18 53V49H19V54L21 55V56H18V54H14V56H13V54H12V51H13V53L15 52L14 50H13ZM25 48H26V50H25ZM54 48V49H53ZM74 48V47H73ZM95 48H100V49H95ZM106 48V49H105ZM70 49V48H69ZM78 49H80L79 51H78ZM92 49V50H91ZM93 49H95V50H93ZM164 49V50H163ZM250 49H254V48H250ZM259 49V48H258ZM12 50V51H11ZM54 50V51H55ZM59 49L57 50V52L58 51H60ZM97 50V52L98 53H93V51L95 52ZM125 50L127 51L126 53H124L125 52ZM255 50V49H254ZM7 51V52H6ZM11 51V52H10ZM20 51H21V53H20ZM92 51V52H91ZM100 51H102V54H101V52ZM159 51V52H158ZM253 51V50H252ZM258 51V52H257ZM255 50L253 53V56L254 57H252L253 58V60H255V59H261V60H264V55L263 56H261V55H258V53H261V52H264V50L262 51L261 49H259V50ZM8 52L9 53H11L10 55L8 54ZM68 52V53H67ZM67 52H65V54H67V55H70V53H69V50L67 49ZM100 52V53H99ZM116 52H118V53H116ZM119 52H120V54H119ZM155 52L158 54H156V56H155ZM160 52H164V53H162L163 55L165 54V59H164V57H163V55L162 54H160ZM255 52H257V53H255ZM78 53H76V55L78 54ZM93 53V54H92ZM105 53H104V55H105ZM87 54V55H88ZM118 54V55H117ZM132 54V55H131ZM137 54V55H136ZM140 56H139V55ZM83 55V56H84ZM160 55V57H157V56H159ZM162 55V56H161ZM221 56V58L222 59H219V58H217V56ZM248 55V56H247ZM0 56V57H1ZM62 56L64 57L65 55H63V53L61 54V58H62ZM73 56V55H72ZM78 56V55H77ZM83 56H82V58L81 59H83ZM92 56H94V57H92ZM121 56V55H120ZM121 56V57H122ZM142 56V57H141ZM197 56H198V59L196 60V62L195 61H192V58L194 57L195 59L197 58ZM260 56L263 58H260ZM1 57V58H2ZM57 57H58V59H57ZM75 57V54H74V56H73V58ZM91 57L93 58V59H91ZM103 57V58H102ZM122 57V58H123ZM128 57H127V59H128ZM133 57V56H132ZM139 57H141V58H139ZM172 57H174L173 59H172ZM217 59H219V60H217L216 61V58ZM251 57V56H250ZM115 58V59H114ZM122 58H121V61H122ZM126 58V57H125ZM137 58H139L140 59V62H139V60H137ZM151 58H149L148 60L151 62V61H154L153 63H155V60H150ZM157 58H160V60L159 59H157ZM169 58H171V59H169ZM238 58H239V60H238ZM69 59V60H68ZM75 59V58H74ZM73 59V60H74ZM88 59H90V60H88ZM101 59H104V60H101ZM118 59V58H117ZM120 59V58H119ZM129 59H128V61H129ZM231 59H233V62L234 63H236L237 65H233V67L232 68H234V66H237V68L235 67V70L234 69H231V64L233 63L232 61H231ZM249 59V58H248ZM60 61L59 63L57 62V61ZM64 62H63V61ZM78 59L76 58L75 59V61H77ZM80 60V59H79ZM78 60V61H79ZM124 60V59H123ZM161 60V61H162ZM234 60H236V61H234ZM252 60V59H251ZM252 60V61H253ZM9 61V62H10ZM57 62V64H56V62ZM82 61H84V60H82ZM106 61H107V63H106ZM113 61V62H114ZM125 61V60H124ZM137 61V62H136ZM147 61V60H146ZM220 61V62H219ZM227 61V64H225V62ZM103 62H101V64L103 63ZM113 62H111V64L113 63ZM231 64H230V63ZM249 62V61H248ZM26 63V64H25ZM27 63H28V65L31 63L32 64V66H34V69L32 68V66L31 67H29L28 65H27ZM51 63H53L54 65H52ZM61 63L65 66H63V68L62 67H60L61 66ZM69 63V64H68ZM80 63H81V60H80ZM86 63V62H85ZM90 63H92V64H97V65H99V62H95V63H93V61L92 62H90ZM152 63V64H153ZM155 63V64H156ZM193 63H196V64H194V67H193ZM228 63H229V66H227L226 67V65H228ZM247 63V62H246ZM254 63H258V61L256 60V61H253L252 62V64L254 65V66H257V65H255ZM55 64L57 65L56 67H60L61 69H62V71L61 70H59L60 68H57L56 69V67L55 68H53L54 66H55ZM60 66H59V65ZM66 64H68V65H66ZM77 64V65H76ZM87 64V63H86ZM86 64H84V67H85V65ZM91 64V65H92ZM100 64V66H101V69L100 68H95V70L97 71V73H98V70L100 69V71H101V77H100V73H98V77H96L97 79H99V77H100V79H99V81L98 80H96L97 81V85H95L96 83V81L95 82H91V80H90V82L88 81V84H86L85 86H87V85H89V83H91V85H92V83L94 84V85H89V87H91L92 88V90L94 89V91L96 92V94H97V92L99 91V93H100V91L102 92V94H99V96L100 95H103V93L106 91H108V95L110 96V95H112V94H110L111 92H113L114 93V91L115 90H113L112 91V88H113V86H114V88H115V86L116 87H118V88H115L116 89V91H117V93H118V91L119 90H117V89H119V87L123 84V85H131V81L136 85L135 87H137L136 89H138V88H142L143 87V84H144V86H145V89L144 88H142L143 89V92L142 91H140V89L139 90H137V92L138 91H140V93H139V95L141 96V94H142V96H145V95H143L144 94V91H146V89H151L152 87L154 88V86L155 85H157L159 82H162V81H164V84L166 83L165 81L166 80H163V79H161L160 78V76H158L159 74H155V73H160V69H159V71H156V69L154 70V69H151L150 68V66H149V68H147V70H149V73L151 74V72H153V70L155 71V72H153L152 74H151V76L149 75V73H148V71L146 70V67L144 68V71H147V75H149V77L146 75V73L145 72H140V73H138V72H136L134 69L135 68H133V66L132 67H130V70H129V68L126 70L125 68H123L122 66H124V67H126L125 65H121L120 67L118 66H116V65H119V63H114L115 64V66H116V68H115V66H113L112 67V65H111V67L110 68H112V69H110L108 66L107 67H105L106 65H104V67H103V65H101ZM148 64V63H147ZM146 64V65H147ZM164 64V63H163ZM175 65V67L176 68H174V66L173 65ZM192 64V65H191ZM225 65V67L223 66V65ZM239 64H241V65H239ZM248 64V63H247ZM246 64V65H247ZM259 64V63H258ZM3 65V67H1ZM19 65V66H18ZM82 65H83V62H82ZM88 66H90V64L88 63L87 64ZM97 65H92L93 66V68L96 66L97 67ZM196 65V66H195ZM219 65V66H218ZM13 66V67H12ZM15 66H17V68L15 67ZM21 66V67H20ZM67 66H70V67H68V68H71V70L70 69H65V68H67ZM87 66V70L89 71V70H93V69H91L90 67H88ZM91 66V67H92ZM165 66V65H164ZM218 66V67H217ZM241 66H242V68H241ZM244 66H245V69H244ZM254 66H252V67H254ZM7 67V68H6ZM12 67V68H11ZM29 67V68H28ZM83 67V66H82ZM99 67V66H98ZM102 67L105 69H102ZM166 68L165 69H167L168 67L167 66H165ZM173 67V68H172ZM179 67H180V69H179ZM182 67V68H181ZM186 67H188V68H186ZM229 67V68H228ZM249 66L247 65V68H248ZM2 68V69H1ZM54 70H52V69ZM88 68H90V69H88ZM119 70H118V69ZM131 68H133V71H135V72H133V71H131L132 69ZM55 69H56V71H55ZM65 69V70H64ZM84 69H86V68H84ZM106 69H107V71H106ZM109 69V70H108ZM212 69V70H211ZM217 69H216V71H217ZM225 69H226V71H225ZM228 69H230V70H228ZM236 69H238V71H236ZM4 70V71H3ZM17 70V71H16ZM86 70V71H87ZM103 70V71H102ZM117 70V71H116ZM129 70V71H128ZM151 70V71H150ZM231 70H234V71H236V72H232ZM241 70V71H240ZM246 72H244V71ZM251 70V69H250ZM58 71H61V73H63L64 71H67V72H64V73H68L69 71H71V72H73V73H69L70 74V76H69V78H68V75L67 74H61L60 72H58ZM80 72L81 71H83V73H85V75L84 74H82L81 73V75H83L82 77H84V78H86L87 77V74L89 73L88 71L86 72L85 70H79ZM85 71V72H84ZM96 71H91V73H93L94 75H96L94 72H96ZM215 71V72H216ZM230 71H231V73H230ZM239 71H240V73L242 74V78H249V80L251 81V83H250V85H249V82L247 81L246 82V84L248 83V85H249V87L246 85V87H245V85L243 86V79H242V85H240L239 83L238 84H236V81H240V79H238V80H236L235 81V83L233 82L234 81V78H231V77H233L234 75L236 76V74L238 75V73H239ZM259 71H261L262 73H260ZM58 72V73H57ZM120 72V73H119ZM132 72L134 73V74H132ZM162 72V73H163ZM218 72V71H217ZM224 72H226V73H224ZM229 72V73H228ZM14 73V72H13ZM12 73V74H13ZM87 73V74H86ZM90 73V74H91ZM244 73L246 74V75H244ZM11 74V75H12ZM17 74H19V78L17 77V79H20L21 78V74L19 73V72H17ZM60 74H61V76H60ZM76 74V73H75ZM154 74V75H153ZM241 74L240 75H238L239 77L241 76ZM249 74V75H248ZM14 75V74H13ZM21 75V76H20ZM67 76V78L68 79H66L65 77ZM17 76V75H16ZM25 76H24V78H25ZM36 76H34V77H36ZM46 76V75H45ZM44 76V77H45ZM46 76V77H47ZM74 76H77V75H74ZM77 76V77H78ZM86 76V77H85ZM93 76V75H92ZM154 76V78H152ZM246 76V77H245ZM250 76V77H249ZM1 77V78H2ZM8 77V76H7ZM7 77H5V78H7ZM9 77H10V75H9ZM40 77H42V76H40ZM39 77V78H40ZM73 77V76H72ZM95 77V76H94ZM212 77H214V76H212ZM227 77V78H226ZM0 78V79H1ZM2 78V79H3ZM4 78V79H5ZM31 79L33 78V77H30ZM37 79H38V81H39V78L38 77H36ZM76 78V77H75ZM81 78V77H80ZM87 78H91V75H90V77H87ZM93 78V77H92ZM157 78H159V79H157ZM188 78H191V80H194V81H196L194 84H193V82L189 79L188 80ZM4 79H3V81H4ZM25 79H27V78H25ZM45 80L44 81H47L46 80V78H44ZM64 79H65V81L67 82V84L65 85V83L66 82H63L64 81ZM151 79L153 80V83H154V80L156 81V79H157V81L159 80V82H157V84H156V82H155V84H153L152 82H150L151 81ZM160 79H161V81H160ZM174 79V80H173ZM233 79V80H232ZM251 79H253L252 77H251ZM24 80V79H23ZM28 80H30V79H28ZM27 80V81H28ZM33 80H35V79H33ZM77 80H79V77H78V79ZM76 80V81H77ZM88 80V79H87ZM86 80V81H87ZM128 80L130 81L128 84H126L127 82H128ZM177 80V82H179ZM222 80V81H223ZM232 80V81H231ZM254 80H255V78H254ZM13 81H15V80H13ZM16 81H19V80H16ZM16 81L14 82V83H16ZM21 81V80H20ZM31 81V80H30ZM30 81H28L27 82V84L29 85L31 82ZM37 81V80H36ZM54 81V82H55ZM73 81V80H72ZM81 82H86V81H82V78H81V80H80ZM118 83H117V82ZM127 81V82H126ZM150 83H149V82ZM181 81V82H182ZM207 81H209V80H207ZM244 81H245V79H244ZM263 81V82H262ZM1 82V81H0ZM22 82L23 81H21V83L19 84V83H16V84H19V86L18 85H13V90H14V87H16L17 88V86L19 87L18 89L20 90V88H21V86L20 85H22ZM25 82V81H24ZM24 82H23V87H25V89L22 87L21 88V90L23 89V90H25V92L24 93H26V88H27V84L25 85L24 84ZM43 82V81H42ZM41 82V84L42 85H46V83L47 82H43L42 83ZM50 84L52 83L51 81H48ZM62 82H63V85H62ZM78 83H79V85H77L78 83H76L75 82V84L77 85V87L78 86H80V84L82 85V83H80L79 81H77ZM110 82V84H108ZM115 82L116 84H114L113 86H112V84ZM177 82H176V80L173 82V84L172 83H170V82H167V85H169V84H172V86L176 83L177 84ZM181 82H179L178 84L179 85H181L180 83ZM201 82V83H200ZM258 82V81H257ZM2 83V82H1ZM10 83H13L12 81H10ZM9 83V84H10ZM13 83V84H14ZM34 83V82H33ZM32 83V84H33ZM61 83V84H60ZM87 83V82H86ZM107 83V84H106ZM147 83H149V84H153L152 86H149V84L147 85ZM183 83V82H182ZM190 83H188V85L190 84ZM205 83V84H204ZM253 83V85H251ZM37 84V83H36ZM39 84V83H38ZM40 84V85H41ZM55 84V83H54ZM53 83H52V85H54ZM118 84H120L119 86H118ZM146 84V85H145ZM159 84H163V83H159ZM163 84V85H164ZM175 84V85H176ZM236 84V85H235ZM8 85V84H7ZM6 85V86H7ZM31 85V84H30ZM40 85H39V87H38V85H37V88H39V91L42 89V86H41V89H40ZM44 85V86H45ZM112 86V87H110V86ZM128 85V86H129ZM138 85H139V87H138ZM163 85H162V87H163ZM175 85H174V87H172L173 89H175ZM179 85H178V88H181V87H179ZM185 85H187V84H185ZM187 85V86H188ZM191 85V84H190ZM189 85V86H190ZM197 85V86H198ZM207 86H208V84H206ZM5 86V87H6ZM11 86V87H10ZM43 86V90H45L46 89V87H44ZM55 86V85H54ZM70 86V85H69ZM68 86V87H69ZM109 86V87H108ZM141 86V87H140ZM158 86V85H157ZM170 86V85H169ZM192 86H191V88H192ZM203 86H204V88H203ZM1 87H3L2 85H0V88ZM10 87V88H9ZM55 87H57V86H55ZM68 87H66L65 88V90H67V88ZM71 87V86H70ZM76 87V88H77ZM106 87H108V88H110L111 89V91H110V89H106ZM121 87H124V89H132V87L133 86H130V87H128L127 88V86H126V88H125V86H121ZM120 87V88H121ZM151 87V88H150ZM162 87L160 86V91H161V89H162ZM196 87V86H195ZM9 89V91H8V89ZM6 88V90H7V92H9V95H10V90H12V85L10 84L8 87ZM15 88V91L16 90H18V89H16ZM29 88V87H28ZM27 88V89H28ZM45 88V89H44ZM50 87H49V84H48V87H47V89H49ZM51 88H53V87H51ZM50 88V89H51ZM58 88V89H59ZM64 88V87H63ZM79 88V87H78ZM81 88H83V86L81 87ZM81 88H80V90H81ZM91 88H90V90L88 91L89 93V95H90V93H92L93 91L91 90ZM113 88V89H114ZM166 88V87H165ZM164 88V89H165ZM176 88H177V85H176ZM178 88H177V91H178ZM206 88V89H205ZM35 89V88H34ZM46 89V90H47ZM50 89L47 91V92H45V91H42V93H49V95L48 96H50ZM53 89H55V88H53ZM53 89H51V91L53 92ZM70 89V88H69ZM68 89V90H69ZM72 89H74V88H72L71 87V90L70 91H72ZM85 89H87V88H85ZM84 88L82 89L83 90V92H81L80 90V93H81V95H84L83 93L86 91ZM134 89V88H133ZM132 89V92L134 93V90ZM135 89V90H136ZM141 89V90H142ZM158 89V90H159ZM190 89V88H189ZM194 90H192L193 92H194V94H193V92H192V94L194 95V98H195V93L197 92V90H196V88H193ZM204 89V90H203ZM1 90H3V89H1ZM0 90V91H1ZM12 90V91H13ZM18 90V91H19ZM20 90V92L19 93H21V97L23 96V95H25V94H22V92L23 91H21ZM61 90H62V88H61ZM85 90V91H84ZM121 90L123 91V93H122V96H123V94L127 91V90H125V92H124V90L121 88ZM120 90V91H121ZM195 90H196V92H195ZM4 91H5V89H4ZM38 91V92H39ZM55 91V90H54ZM79 91H78V93H79ZM92 91V92H91ZM116 91H115V94H117L116 93ZM148 91V90H147ZM162 91H164V90H162ZM175 91H176V89H175ZM174 90L173 91H171V93L172 92H174V93H176ZM32 92V91H31ZM30 92V90L28 91L27 90V93H31ZM37 92V91H36ZM57 92L59 93V91L58 90H56V93H55V95H54V97H57L56 96V94H57ZM63 92H64V90H63ZM87 92V91H86ZM129 92H130V90H129ZM136 92V91H135ZM179 92L181 93V91L179 90ZM255 92V93H256ZM3 93V92H2ZM1 93V94H2ZM12 93V92H11ZM40 94H42L41 92H39ZM44 93V95H46ZM65 94H67L66 92H64ZM73 94L75 93V94H77L76 92H72ZM137 93V94H138ZM163 93V92H162ZM184 92H182V94H183ZM202 93V92H201ZM260 93H257V94H255V95H258V94H260ZM0 94V97L1 96H3V94L1 95ZM12 94H14V93H12ZM52 94V93H51ZM62 94V93H61ZM93 94H95L94 92H93ZM96 94H95V97H93V96H89L90 98H94L95 100L98 98V100L100 99V97H97L96 96ZM128 96V98H130V96L132 97L133 95H130L129 96V94L128 93H126ZM132 94V93H131ZM136 94V95H137ZM157 94V93H156ZM160 94V93H159ZM180 95V96H182V97H187V95H185V94H183V95ZM206 94V92H203L202 93V95H205ZM219 94V93H218ZM217 94V95H218ZM247 94H244V95H247ZM20 95V94H19ZM32 95V97H34L35 96V94L34 93H32L31 94ZM34 95V96H33ZM44 95H43V97H44ZM59 95V94H58ZM64 95V94H63ZM92 95V94H91ZM119 95V94H118ZM135 95V96H136ZM152 95V94H151ZM169 95V94H168ZM190 95V94H189ZM198 95H200V94H198ZM207 95V94H206ZM235 95V96H236ZM253 95H254V93H253ZM11 96V95H10ZM9 96V97H10ZM18 96V95H17ZM27 95H25V97H26ZM29 96H30V94H29ZM47 96V95H46ZM66 96L67 95H65V98H66ZM72 96V95H71ZM70 95H69V98L71 97ZM85 96V95H84ZM84 96H82V97H84ZM86 96H88L87 94H86ZM104 96V95H103ZM113 96V95H112ZM115 96H117V95H115ZM121 95H119V97H120ZM121 96V97H122ZM126 96V95H125ZM150 96V95H149ZM158 96V95H157ZM161 96L163 97V96H166L165 94H161ZM248 96V95H247ZM249 96H251V95H249ZM260 96V95H259ZM262 96H264V95H262ZM8 97V96H7ZM11 97H13L14 98V95L13 96H11ZM21 97L19 98V96H18V100H19V106H20V104H22L20 107L17 105L18 103H17V101H15L14 99V101L15 102H12V103H10L12 106H14L13 108H17V110L16 111H18L19 112V109H20V113L19 114H21L22 116H23V114L25 113L24 111H21V110H23L25 107H24V102H25V97H23V103L21 102L20 103V100H21ZM51 98L53 97V96H50ZM53 97V98H54ZM80 97V96H79ZM119 97L118 98H116L115 100H114V103L116 104L117 102H118V99H119ZM137 97V96H136ZM173 97V96H172ZM175 97V96H174ZM173 97V98H174ZM177 97H178V95H177ZM185 97V98H186ZM190 97H191V95H190ZM203 97H206V96H203ZM203 97H201V98H203ZM237 97H234V98H237ZM253 97V96H252ZM256 96H254V98H255ZM4 98H6V97H4ZM31 98V97H30ZM29 98V99H30ZM37 98V97H36ZM47 98V97H46ZM53 98L52 99H50V101H51V103L55 100H53ZM58 98V97H57ZM68 98V97H67ZM66 98V99H67ZM68 98V99H69ZM73 98V97H72ZM103 98V97H102ZM105 98V97H104ZM135 97L133 96V98L131 99V101H132V103H134L135 101L133 100ZM142 100L144 99V97L142 98V97H140ZM150 98V97H149ZM159 98V97H158ZM157 98V100H160V99H158ZM165 98V97H164ZM192 99H194L193 97H191ZM191 98L189 99V96L187 97V99H189V100H191ZM201 98H200V100H201ZM239 98V97H238ZM238 98L236 99L237 101H238ZM245 98V97H244ZM257 98V97H256ZM27 99H28V97H27ZM39 99V98H38ZM37 99V100H38ZM62 99H64L63 97H62ZM68 99L66 100V101H68ZM81 99V98H80ZM85 99H86V97H85ZM92 99H86V100H89V102H87V103H90V102H92L93 100ZM106 99V98H105ZM104 99V100H105ZM108 99H111L112 101H113V99H112V97H110V98H108ZM125 99V98H124ZM153 103H155V97H153ZM170 98L168 97V101L170 102V100H172V99H170ZM175 99V98H174ZM178 99V98H177ZM176 99V101H177V103L179 102L180 103V101H178ZM180 99V98H179ZM182 99V98H181ZM180 99V100H181ZM199 99V98H198ZM198 99H196L197 101H198ZM204 99V98H203ZM229 99V100H230ZM247 99V98H246ZM262 99V98H261ZM12 100V98H11V100H10V102L11 101H13ZM34 100H36V99H34ZM43 100V99H42ZM56 100H58V99H56ZM60 100V99H59ZM59 100L57 101V103L59 102ZM71 100H74V102H75V100H76V98L75 99H71ZM94 100V101H95ZM103 100V101H104ZM109 101V102H112V101ZM121 100V101H120ZM125 100H127V98L125 99ZM125 100H123V102H122V99L120 98L119 99V102L117 103V104H121L122 105V103H125ZM130 100V99H129ZM148 100V99H147ZM147 100H146V104L147 103H149L150 104V102L152 103V97H151V100L149 101V102H147ZM156 100V101H157ZM163 100V99H162ZM166 100H167V98H166ZM166 100H165V102H166ZM235 100V99H234ZM0 104L2 105V108H3V105L5 104L6 105V103L5 102H3L4 101V99H3V101H2V98L0 99ZM9 101V100H8ZM32 103L34 102L33 101V98H32ZM50 101H49V103H50ZM64 101H65V99H64ZM93 101V102H94ZM100 101V100H99ZM102 101V100H101ZM116 101V102H115ZM134 101V102H133ZM164 101V100H163ZM184 101V100H183ZM196 101V102H197ZM236 101V102H237ZM2 102H3V104H2ZM7 102V101H6ZM43 102V101H42ZM41 102V103H42ZM55 102L56 101H54V105H55ZM62 102V101H61ZM60 102V103H61ZM69 102V101H68ZM86 102V101H85ZM120 102H122V103H120ZM138 102V101H137ZM139 102H141V100H139ZM162 102V101H161ZM168 102V103H169ZM182 102V101H181ZM190 102V101H189ZM195 102V103H196ZM199 102V101H198ZM205 102H206V100H205ZM256 102V101H255ZM9 103V102H8ZM17 103V104H16ZM26 104H27V102H25ZM47 101H46V105H47ZM64 103V102H63ZM70 103V102H69ZM68 103V104H69ZM72 103V102H71ZM76 103H77V101H76ZM95 104H97L96 102H94ZM100 103V102H99ZM99 103L97 104V105H99ZM107 102H105V104H106ZM159 103V102H158ZM174 103H175V101L173 100V102H172V104H170V106H173L174 105ZM184 103V105H187V107H190L191 106V104L190 105H188V103H186L185 104V101L183 102ZM193 103H194V101H193ZM200 103V102H199ZM257 103V102H256ZM14 104H16V105H14ZM28 104H30V103H28ZM27 104V105H28ZM35 104V103H34ZM91 104H93V103H91ZM90 104V105H91ZM94 104V105H95ZM103 103H101L100 104V106L102 105ZM104 104V105H105ZM145 104V105H146ZM157 104V103H156ZM159 104H163V103H159ZM159 104H157V105H159ZM201 104V103H200ZM1 105H0V108H1ZM10 105V106H11ZM27 105H25L26 106V109H27ZM31 105V104H30ZM36 105V104H35ZM60 104H58V106H59ZM62 105V104H61ZM64 105V104H63ZM73 105H74V107L75 106H77V105H75V104H70V106H71V108L73 107ZM111 105H112V103H111ZM131 105V104H130ZM129 105V106H130ZM135 105V104H134ZM137 105H139L138 103H137ZM140 105L142 106V102L140 103ZM155 105V104H154ZM181 105H182V103H181ZM196 105H198V104H196ZM10 106H5V107H10ZM12 106L10 107L11 108V111L13 110V112H11V115H13V114H15V115H13L12 116V118L13 117H15L14 118V121H11V119L10 118H8V116H3V118L5 119L4 121L2 120V122H0V124L2 123V125L3 126H8V127H6L7 129L8 128H11L12 129V131H9V129L7 130L6 129V131H7V133H6V131H5V127H1V125H0V130H1V128H3L4 129V131H3V129L1 130V132H0V144L1 145H5L6 146V149L8 150V148L10 147V145H11V148H12V146H14L13 148H14V150H16L17 152H14V150H13V152H14V154L12 153V158L15 156L16 157V155H18L16 158H15V160L16 161H20L22 158L21 157H23V155L25 154L26 155V153H30V152H33V151H30V150H28V152L27 151H25V150H27V143L28 142H30L31 140L29 139L28 140V136H29V130H27L29 127H31L33 130H31L30 129V134L32 135H30L31 137H32V139H33V141H34V136H36L35 135V133L37 134V131L38 130H36L35 128H37V129H39V127H41V128H44L43 126H40V125H42V124H39V122L38 123H36L35 124V126H32L31 124H29L30 122H31V120L30 121H28L27 123L25 122L26 120H27V117H26V120L24 121V119H22V116L21 115H18L17 113H14V109H12ZM33 106V105H32ZM51 106H53V105H51ZM69 106V107H70ZM110 106V105H109ZM117 106H119V105H117ZM128 106V105H127ZM140 106V107H141ZM151 106V105H150ZM149 106V107H150ZM195 106V105H194ZM194 106H192V107H194ZM256 106V105H255ZM21 107H24L23 109L21 108ZM28 107H30V106H28ZM60 107V106H59ZM59 107H56V108H58L57 110V112H59V110H61ZM68 107V108H69ZM89 107V106H88ZM99 107V106H98ZM104 107V106H103ZM103 107H101V108H99V109H97V107L95 108V110L97 109V110H100V109H102ZM110 107H113V106H110ZM123 107L126 109V107L123 105ZM139 107V106H138ZM175 107H180V106H178L177 104H176V106ZM183 107V106H182ZM186 106H185V108H187ZM191 107V108H192ZM196 107V106H195ZM194 107V108H195ZM208 107V106H207ZM221 107H220V109H221ZM235 107V106H234ZM237 108H238V106H236ZM235 107V108H236ZM242 107V106H241ZM241 107H239L238 109H241ZM258 107H259V105H258ZM255 108V109H258L257 110V112H259V113H261L260 112V110H259V108ZM35 108H36V106H35ZM54 108H55V106H54ZM63 108H65V105H64V107ZM104 108H108V106L106 107H104ZM103 108V109H104ZM114 108V107H113ZM122 108V107H121ZM129 108V107H128ZM127 108V109H128ZM133 108V107H132ZM142 108V107H141ZM153 108V107H152ZM177 108L175 109V110H177ZM191 108H189V109H191ZM199 108H200V110H199ZM203 108V107H202ZM212 108V107H211ZM236 108V109H237ZM244 108H246V107H244ZM243 107H242V109H244ZM3 109H5V108H3ZM2 109V110H3ZM6 109H9V108H6ZM32 109V108H31ZM75 109H76V107H75ZM91 109V108H90ZM93 109V108H92ZM91 109V110H92ZM101 110V111H103L104 112V110ZM109 109H111V108H108V110ZM126 109V110H127ZM131 109V108H130ZM130 109H128L127 111H129ZM145 109H150V108H148V105H147V108H145ZM172 109H174L173 107H172ZM196 109V108H195ZM199 111H201L202 109H201V107H198L197 108ZM197 109H196V111L195 112H197ZM223 109H222V111H223ZM236 110V111H238V113H239V110ZM241 109V110H242ZM1 110V111H2ZM63 110V109H62ZM61 110V111H62ZM91 110H89V111H91ZM139 109H137L136 108V110L135 111H138ZM146 110V111H147ZM183 111L181 112V113H183L184 112V110H186V109H184V107H183V109H182ZM205 110V109H204ZM204 110H202V112L204 111ZM207 110H208V108H207ZM230 110V109H229ZM228 110V111H229ZM240 110V111H241ZM15 111V112H16ZM56 111V110H55ZM75 112H76V110H74ZM80 111V110H79ZM89 111H88V113H89ZM100 111V112H101ZM118 111H119V109H118ZM117 111V112H118ZM126 111V112H127ZM146 111H145V115H146ZM178 111V113H176L175 115H177V116H175L174 115V118H175V120H176V118L178 119V117H179V115L181 114V113H179V110H177ZM187 112H185L186 113V116L187 115H189V114H187L188 113V110H186ZM192 111H193V109H191L190 110V112L189 113H192ZM209 112H210V110H208ZM227 110H225V112H226ZM227 111V112H228ZM246 111V110H245ZM3 112H7V110L6 111H3ZM53 112V111H52ZM52 112L50 113V114H52ZM63 112V111H62ZM77 112H78V109H77ZM87 112V111H86ZM92 112V111H91ZM103 112H101V113H103ZM109 112H111V111H109ZM109 112H105V113H109ZM126 112H124L123 114H125ZM130 112H132V111H130ZM129 112V113H130ZM139 112H141V111H139ZM176 112V111H175ZM194 112V113H195ZM226 112V113H227ZM230 113H232L233 114V112H231V110L229 111ZM244 112V111H243ZM256 112V113H257ZM45 113V112H44ZM43 113V114H44ZM49 113V112H48ZM54 113V112H53ZM56 113V112H55ZM94 113H96L97 114V111H95ZM100 113V114H101ZM120 113V112H119ZM119 113H113L112 115H109V116H113V117H115V118H117L116 120H118V118L119 117H117V115L119 114ZM133 113H134V111H133ZM151 113V112H150ZM150 113L149 114H147V115H150ZM193 113V114H194ZM198 113V112H197ZM196 113V114H197ZM199 113H201V112H199ZM199 113H198V117L195 115L194 117V119H196V117L197 118H199ZM205 113V112H204ZM246 113V112H245ZM255 113V114H256ZM4 114V113H3ZM26 114V113H25ZM57 114L59 115V113H56L55 114V119L53 118V119H50V118H47L46 119V117H47V115L49 116V114H45L46 115V117H45V119H46V121L48 120L49 122H47V123H49V124H51L52 125V123H54L55 121L56 122H58V118H60V117H58L57 116ZM63 114V113H62ZM114 114H116V115H114ZM120 114H122V112L120 113ZM179 114V115H178ZM184 114V113H183ZM192 114V115H193ZM206 114V113H205ZM211 113H209V115H210ZM228 114V113H227ZM16 115H18V116H20V118L18 119V118H16L17 116ZM45 115H43V116H45ZM79 117L81 116L82 117V114H77ZM88 115H90V114H88ZM92 115L93 114H91L89 117H91L90 119H92V118H94V117H92ZM102 115V114H101ZM126 115V114H125ZM129 115V114H128ZM182 115V114H181ZM192 115H191V117H192ZM201 115V114H200ZM203 115V114H202ZM208 115V116H209ZM212 115V114H211ZM231 115V114H230ZM229 115V116H230ZM244 116H248V114L247 115H245V114H243ZM243 115L241 116V115H239L238 114V116L240 117H238L237 116V114L235 115V117H236V121L237 122H239L240 123V120L239 119H241V118H243ZM257 115V114H256ZM259 115V114H258ZM257 115V116H258ZM1 116V112H0V118L2 117ZM9 116H10V114H9ZM25 116V115H24ZM52 116H54V115H52ZM52 116H50V117H52ZM100 116V115H99ZM118 116H120V115H118ZM130 116V115H129ZM186 116H184V117H186ZM204 117H205V115H203ZM233 116H234V114H233ZM33 117V116H32ZM58 117V118H57ZM78 117V118H79ZM84 117V116H83ZM102 117V116H101ZM122 117H123V115H122ZM131 117V116H130ZM147 117V116H146ZM145 117V118H146ZM150 117V116H149ZM148 117V118H149ZM171 117V116H170ZM173 117V116H172ZM190 116H187L186 117V119L187 118H191ZM201 117V116H200ZM224 117V116H223ZM231 117V116H230ZM229 117V118H230ZM234 117V118H235ZM2 118V119H3ZM7 118L8 119H10L8 122L9 123H6L7 122ZM88 118V116H86V119ZM120 118H121V116H120ZM127 118H129L128 116H127ZM173 118V119H174ZM181 118V120H183V117H180ZM179 118V119H180ZM193 118V117H192ZM191 118V119H192ZM203 118V117H202ZM209 118V117H208ZM233 118V119H234ZM247 118V117H246ZM248 118H249V116H248ZM248 118H247V120H248ZM260 118V117H259ZM15 119H18V121H16V122H20L21 124H22V126L23 125H25V126H23L22 128H20L19 129V126L21 125V124H18L19 126H18V129L16 128V125H15V127H14V125L12 124V126H11V124H10V121H11V123H13V122H15ZM83 119V118H82ZM90 119H88V120H90ZM96 118H94V120H95ZM133 119V117H131V119H130V121H129V124H130V122H131V120ZM152 119V118H151ZM185 119V120H186ZM200 120H201V118H199ZM213 119H215V117L213 118ZM225 119V118H224ZM239 121H238V120ZM244 119V118H243ZM242 119V120H243ZM262 119V121H264V119L263 118H261ZM1 120V119H0ZM34 120H36L35 118H34ZM52 120H53V122H52ZM55 120V121H54ZM87 120V121H88ZM115 120V119H114ZM123 121H125V117H124V119H122ZM126 120V121H127ZM134 120V122L132 123V124H134L133 126H135V121L137 120L136 118L135 119H133ZM149 120V119H148ZM154 119H152V121H153ZM181 120H179V121H181ZM198 120V119H197ZM197 120H195V123H198L197 122ZM206 120V118L204 119V120H202V121H205ZM209 120H212V118L211 119H209ZM227 120H229V119H226V122L225 123H227ZM33 121V120H32ZM38 121H39V119H38ZM44 121V120H43ZM50 121L52 122V123H50ZM78 121V120H77ZM123 121H118L119 122V127H114V128H116V129H118V128H122V130H123V125H121L122 124V122ZM155 121V120H154ZM184 121V120H183ZM182 121V122H183ZM191 121V120H190ZM188 119H187V122H190ZM194 121V120H193ZM193 121H191V123L190 124H192V122ZM199 121V120H198ZM202 121L201 122H199V123H202ZM207 121V120H206ZM206 121H205V123H206ZM4 122H5V124H4ZM15 122V123H16ZM34 122V121H33ZM41 122V121H40ZM55 122V123H56ZM66 122V121H65ZM83 122V121H82ZM114 122V121H113ZM118 122H115L116 123V125H117V123ZM137 122V121H136ZM141 122V121H140ZM158 123L160 122V121H157ZM167 123H168V121H166ZM173 122V121H172ZM176 122H177V120H176ZM207 122H209V121H207ZM217 122V121H216ZM215 122V123H216ZM233 122V121H232ZM243 122V121H242ZM14 123V124H15ZM59 123V122H58ZM67 123V122H66ZM142 123V122H141ZM166 123V124H167ZM173 123H175V122H173ZM180 123V122H179ZM194 123V124H195ZM204 123V122H203ZM204 123V124H205ZM254 123V122H253ZM263 123V122H262ZM7 124H9V125H7ZM33 124V123H32ZM83 124V123H82ZM82 124H80L81 126H82ZM111 124V123H110ZM131 124V125H132ZM144 124V123H143ZM170 124V121H169V123H168V125ZM177 124H178V122H177ZM182 124V123H181ZM185 124V122H183V125ZM193 124V125H194ZM221 124V126L224 124V121H223V124L222 123H220ZM26 125H28L27 127L28 128H26ZM39 125V126H38ZM55 125H58V124H55ZM61 125H62V123H61ZM67 125V124H66ZM83 125H85V124H83ZM103 125V124H102ZM114 125V124H113ZM137 125H138V128H139V122L137 123ZM136 125V126H137ZM160 126H162L161 124H159ZM173 125V124H172ZM175 125V124H174ZM173 125V126H174ZM185 125H187L188 126V124L186 123ZM199 126L198 124H195V126ZM203 125V124H202ZM211 125H213V122H212V124ZM219 125V124H218ZM11 126V127H10ZM49 126V125H48ZM80 126V127H81ZM96 126V125H95ZM101 125H99V127H100ZM115 126V125H114ZM122 126V127H121ZM132 126V127H133ZM140 126H142V125H140ZM164 126V125H163ZM178 130H179V128L181 127V128H183L182 126H180L179 124H178ZM186 126V127H187ZM21 127V126H20ZM49 127H51V126H49ZM67 127V126H66ZM66 127H64V128H66ZM71 127V126H70ZM85 127V126H84ZM98 127V128H99ZM111 127V126H110ZM126 127V126H125ZM176 127H177V125H176ZM194 126H192V127H190V128H193ZM206 127H209V126H206ZM212 126H210L209 127V129L211 128ZM214 127V126H213ZM16 128V129H15ZM39 129V130H42V129ZM56 128V127H55ZM55 128H53L52 127V129H53V131H54V129ZM59 128V127H58ZM77 128H78V126H77ZM83 128V127H82ZM87 128H88V126L87 127H85V130H79L80 132L81 131H83L82 133H84L86 130H87ZM95 128V127H94ZM102 128V127H101ZM100 128V129H101ZM126 128H128V127H126ZM134 128V127H133ZM132 128V129H133ZM146 128V127H145ZM145 128H139V132H141L140 131V129H143L144 131H146L145 130ZM180 128V129H181ZM46 129V128H45ZM44 129V130H45ZM47 129H48V127H47ZM71 129H72V127H71ZM75 129H76V127H75ZM79 129V128H78ZM84 129V128H83ZM104 129V128H103ZM109 129V128H108ZM111 129V128H110ZM113 129V128H112ZM119 129V130H120ZM132 129H130V131L132 130ZM135 129H137V127L136 128H134V130ZM159 129V128H158ZM165 129H166V127H165ZM184 129V128H183ZM197 129V128H196ZM196 129H194L193 128V130H194V132H195V130ZM208 129V130H209ZM17 130V131H16ZM35 130V132H33V134L31 133L32 131H34ZM49 130V129H48ZM48 130H46V131H48ZM59 130V129H58ZM61 130H62V128H61ZM61 130H59V131H61ZM88 130H90V129H88ZM94 130V129H93ZM96 130H97V128H96ZM95 130V131H96ZM128 130H129V128H128ZM142 130V131H143ZM164 130V129H163ZM193 130H191V131H193ZM200 130V129H199ZM212 130V134H215L214 132H213V129H211ZM5 132L6 134H4L3 132ZM43 131V130H42ZM71 131V130H70ZM121 131V130H120ZM120 131H117V133L119 134L120 133ZM136 131V130H135ZM134 131V133H137V132H135ZM143 131V132H144ZM149 131V130H148ZM164 131H166V130H164ZM186 131V130H185ZM188 132H189V130H187ZM8 132H9V135H8ZM11 132H13L15 135H13V133L11 134L13 137H11L10 136V133ZM55 132V131H54ZM56 132H57V130H56ZM55 132V133H56ZM87 132V131H86ZM86 132H85V134H86ZM89 132V131H88ZM97 132V131H96ZM98 132H100L101 133V130L100 131H98ZM112 132V131H111ZM124 132V131H123ZM155 132V131H154ZM154 132H152V133H154ZM182 132H183V130H182ZM200 132H201V130H200ZM199 132V133H200ZM259 132V131H258ZM59 135H56V136H58L57 138H56V141H58L59 139V136L61 137V135L62 136H64L61 132V135H60V133L59 132H57ZM64 133V132H63ZM70 133V132H69ZM75 133H77L76 135H79L78 134V132L76 131ZM99 133V134H100ZM105 133V132H104ZM125 133V132H124ZM123 133V134H124ZM133 133V132H132ZM132 133H130L129 134V136L130 135H132ZM133 133V134H134ZM159 133V132H158ZM157 133V134H158ZM175 133V132H174ZM180 133H181V130H180ZM191 133V134H190ZM190 133H188L189 135H192V132H190ZM197 134H199L198 132H196ZM42 133L40 132V135H41ZM48 134V133H47ZM87 134H90V133H87ZM122 134V133H121ZM121 134H120V136H121ZM122 134V135H123ZM138 134V133H137ZM136 134V135H137ZM140 134V133H139ZM144 134H147V133H145L144 132ZM151 134V133H150ZM155 134H156V132H155ZM155 134H153L152 135V137L150 136V139L151 138H153V139H151V140H148V139H141V140H143L144 142L146 141V140H148V141H151V143L153 144V140H156L158 137H159V135H157L156 134V136H158V137H156L155 136ZM163 134V133H162ZM176 134V133H175ZM184 134V133H183ZM183 134H176V135H174V136H176V139H177V137H179L178 139H179V141L180 142H182V138L180 139V136L181 135H183ZM197 134H196V136H197ZM208 134H211V133H208ZM40 135H38L37 137L39 138V136ZM44 135V134H43ZM66 135H67V133H66ZM76 135L75 136H73L74 138L72 139V141H74V139H76ZM82 135H84V134H82ZM95 135H97V134H95ZM108 135V134H107ZM117 135V134H116ZM125 135L126 136H128L126 133H125ZM140 135H142V134H140ZM148 135V134H147ZM178 135H180V136H178ZM200 135V134H199ZM8 136H10L8 139L6 138V137H8ZM29 136V137H30ZM68 136V138H70L69 136H71V135H67ZM89 136V135H88ZM112 136V135H111ZM119 136V135H118ZM128 136V137H129ZM132 136H135V135H132ZM216 136V135H215ZM30 137V138H31ZM37 137H35V139L37 138ZM43 138L42 139H44V136H42ZM66 137V136H65ZM81 137V136H80ZM80 137H78L79 139H80ZM83 138H85L84 136H82ZM81 137V139H83ZM86 137H87V135H86ZM136 137V136H135ZM135 137H132V138H134V140H136V138ZM156 137V138H155ZM182 137V136H181ZM186 137H188V136H186ZM191 137V136H190ZM192 137L193 138H197V137H194V135H192ZM11 138V139H10ZM47 138V137H46ZM72 138V137H71ZM70 138V139H71ZM77 138V139H78ZM94 137H92V139H93ZM129 138H131V137H129ZM131 138V139H132ZM145 138V137H144ZM193 138H191V139H193ZM42 139H40L39 138V140L41 141V142H44V141H42ZM76 139V140H77ZM79 139H78V141H79ZM88 140H91V138L89 137V138H87ZM109 139V138H108ZM115 139V138H114ZM138 140H139V138H137ZM172 139V138H171ZM216 139V138H215ZM8 140V141H7ZM26 140H28L27 142H26ZM38 139H36L35 140V145L37 144L38 145V143H39V141H37ZM51 140V139H50ZM66 140H67V138H66ZM86 140V139H85ZM113 140V139H112ZM120 140H122L121 138H120ZM120 140H118V141H120ZM124 140H125V138H124ZM138 141V142H142V141ZM187 140L189 141V138H187ZM186 140V141H187ZM7 141V142H6ZM37 141V142H36ZM60 141V140H59ZM71 142V140H69L68 139V141H66V143H68V144H65L64 142L65 141H63V144H65V145H68L69 146V144H70V142ZM87 141V140H86ZM98 141H100V140H98ZM114 141V140H113ZM117 140H115V143H111V141H110V143L111 144H113L112 146H114L117 142H116ZM128 141V140H127ZM127 141H125V142H127ZM148 141H146V146H145V154L147 155L148 153V151L150 150L148 147V143H150V142H148ZM153 141V142H152ZM177 142V143H179L180 144V142ZM47 142V141H46ZM89 142H91V141H88V143ZM92 142H94V141H92ZM124 142V143H125ZM134 142V141H133ZM138 142L137 143H135L136 145L138 144ZM148 142V143H147ZM155 142H157V141H155ZM154 142V144H157V143H155ZM31 143V142H30ZM29 143V144H30ZM48 143V142H47ZM56 144L58 143V142H55ZM54 143V144H55ZM62 143V142H61ZM61 143H60V145H61ZM75 143V142H74ZM79 143V142H78ZM82 143V142H81ZM123 143V141H122V144L123 145H125ZM128 143V142H127ZM6 144H8V145H6ZM28 144V145H29ZM32 144L34 145V143L32 142ZM39 144H41V147H42V143H39ZM59 144V143H58ZM57 144V145H58ZM73 144V143H72ZM86 144V143H85ZM84 144V145H85ZM94 144V143H93ZM96 144H98V143H96ZM117 144H119V143H117ZM116 144V145H117ZM151 144V145H152ZM33 145L31 146V144L29 145V148L28 149H30L31 147L32 148H34L33 147ZM46 145V147H47V145H48V147L50 146L49 144H45ZM59 145V147H61ZM75 145H76V143H75ZM74 145V146H75ZM99 145V144H98ZM104 145V144H103ZM115 145V146H116ZM139 145V144H138ZM4 146V147H5ZM31 146V147H30ZM51 146H53V145H51ZM67 146V149L70 151V152H66V151H64L65 153H67V155H68V153H71V149H69V147ZM71 146V145H70ZM82 145H80L78 148H80ZM119 146V145H118ZM121 146V145H120ZM128 146V145H127ZM133 146L134 145H132V143H131V145H130V147L131 148H133ZM140 146H142V147H144L143 145H140ZM140 146H138L139 147V149H140ZM148 146V147H147ZM8 147V148H7ZM45 146H44V149H43V147H42V149H40V147L38 146V148L42 151V150H47V149H50V148H46ZM62 147L66 150V146H63L62 145ZM72 147V146H71ZM83 147V146H82ZM111 147V146H110ZM117 147V146H116ZM116 147H114L115 149H116ZM122 147V146H121ZM15 148H17V149H15ZM84 148H85V146H84ZM124 148V147H123ZM134 148H135V146H134ZM146 148H148L147 150H146ZM0 157H1V159H3V158H5V155H6V160H9V157L11 156L10 154H11V151L12 150H10V148H9V150H10V154L8 153V152H6L5 150L3 151L2 149H3V146H0ZM5 149V148H4ZM37 149V148H36ZM72 149H74V148H72ZM83 149V148H82ZM82 149H80V150H82ZM107 149H109V148H107ZM138 149V150H139ZM143 149V148H142ZM140 150L141 152L143 151V150ZM23 151L21 154L20 153H18V151ZM78 150V149H77ZM79 150V151H80ZM96 150H98L97 148H96ZM95 150V151H96ZM112 150H113V148H112ZM111 150V151H112ZM130 150V149H129ZM162 150V149H161ZM34 151H36L35 150V148H34ZM49 151V150H48ZM48 151H45V154L47 155V156H44V158H48L49 160L51 159V157H49V154H51V156H53V154L55 153V152H51V153H46V152H48ZM51 151H53V149L51 150ZM54 151H55V149H54ZM94 151V152H95ZM107 151H109V150H107ZM135 151V150H134ZM5 152V153H4ZM59 152V151H58ZM73 152V151H72ZM77 153H78V151H76ZM75 152V153H76ZM117 152V151H116ZM120 152H122V151H120ZM127 152V151H126ZM125 152V153H126ZM132 152V151H131ZM150 152V151H149ZM6 153H8V154H6ZM35 153V152H34ZM53 153V154H52ZM65 153H63V155L65 154ZM115 153V152H114ZM130 153V152H129ZM134 153V152H133ZM132 153V154H133ZM135 153H136V151H135ZM3 154H5V155H3ZM19 154H20V156H19ZM43 154H44V152H43ZM58 154H60V153H58ZM72 154V153H71ZM128 154V153H127ZM22 155V156H21ZM25 155H24V157L23 158H25ZM36 155V154H35ZM35 155H31V156H29V155H26V158H27V160L29 161V159L31 160V159H33L34 158V156ZM56 154H54V156H55ZM62 155V156H63ZM73 155V154H72ZM71 155V156H72ZM75 155V154H74ZM124 155V154H123ZM122 155V156H123ZM129 156H130V154H128ZM134 155V154H133ZM137 155H138V153H137ZM137 155L135 154L134 156H136L137 157ZM142 155V154H141ZM9 156V157H8ZM27 156H29V157H27ZM32 156H33V158H32ZM38 156H39V154H38ZM38 156H36L37 158H34V159H37L38 160ZM60 156H61V154H60ZM60 156L58 157L57 155L55 156V157H58V159H61L60 158ZM145 156V155H144ZM8 157V158H7ZM31 157V158H30ZM54 157V159L52 158L51 160H53V161H51L50 160V162H51V164H52V162L54 163V161H55V158ZM115 157V156H114ZM42 157H40L39 156V159L40 160H42L41 159ZM79 158V157H78ZM81 158V160H82V158L83 157H80ZM130 158V157H129ZM33 159V160H34ZM112 159V158H111ZM135 159V158H134ZM11 160V159H10ZM26 160V159H25ZM37 160H36V162H37ZM46 160V159H45ZM57 160V159H56ZM98 160V159H97ZM2 161V160H1ZM12 161H13V159H12ZM23 161V160H22ZM44 161V160H43ZM48 161V160H47ZM59 161V160H58ZM4 162V161H3ZM35 162V161H34ZM56 162V161H55ZM106 162V161H105ZM20 163H21V161H20ZM27 163H29V162H27ZM27 163H26V165H25V163H24V161H23V164L22 165H24V166H22V165H17V166H15L14 165V162H13V165H12V167L11 166H8V164H7V166L8 167H11V168H7L6 167V165L4 166V167H6V168H4L3 167V165L4 164H6L5 162H4V164L2 165V164H0L1 165V167H0V204H7V206H10V208H9V210L8 211H10L11 213H12V211L11 210H13L11 207H13V208H18V210L20 209H24V212L23 213H19L18 211H17V213H19L18 214V217H19V215H21L22 214V217H20V219H22L21 220V222L19 221V220H17L16 219V222H14L15 224L16 223H21V225H25V224H27L28 222L26 221V220H28V221H30V218L32 217V218H34L33 220H35V218L37 217V219L35 220V222L38 220L39 221V219L40 220H42V223L44 224V222H45V220L47 219L48 220V218L49 217H51L52 218V215L51 216H46L45 214H44V212L46 211L47 212V210H45L44 211V208L43 207H45V208H48V207H50V206H52L53 207V205H51V204H54V205H56L55 204V202H57L58 200H56L55 199V201H54V198L52 197V192L54 193V190L56 189V187H57V185H56V183H57V180L55 181V178L57 177V175H56V177L54 176H52V177H50V181H47L49 178H44L47 174L45 173V171L44 170H42V171H44V172H42L41 171V175H40V172H38L37 173V175H33L32 176V172L30 171L31 169H29V168H31L32 167V165L31 166H29V168H27L26 166H27ZM46 163H48V162H46ZM45 163V164H46ZM10 164V163H9ZM19 164V163H18ZM31 164V163H30ZM42 164V163H41ZM50 164V165H51ZM55 164H53V165H51V167L52 166H54ZM35 166H36V164H35ZM46 166V165H45ZM48 166L49 165H47L46 167L48 168ZM64 166V165H63ZM62 166V167H63ZM77 166V165H76ZM75 166V167H76ZM80 166V165H79ZM96 166V165H95ZM37 167V166H36ZM36 167H35V169H36ZM43 167V166H42ZM65 167V166H64ZM68 167H70V165L68 166ZM72 167H73V165H72ZM15 168V169H14ZM17 168V169H16ZM34 167H32V169H33ZM45 168V167H44ZM74 168V167H73ZM73 168H71V169H73ZM78 168V167H77ZM80 168H81V166H80ZM83 168V167H82ZM86 168V167H85ZM6 169V170H5ZM29 169V170H28ZM52 169V168H51ZM67 169V168H66ZM76 168H74L73 170H75ZM96 169H98V168H96ZM118 169V168H117ZM7 170H9V171H7ZM34 170V169H33ZM32 170V171H33ZM62 170V169H61ZM77 170V169H76ZM82 169H79L78 171H81ZM84 170V169H83ZM94 171V170H93ZM71 172V171H70ZM86 172V171H85ZM82 173V172H81ZM80 173V174H81ZM86 173H90V171L89 172H86ZM42 174H43V176H42ZM53 174H55V173H53ZM78 174H79V172H78ZM95 174V173H94ZM77 175V174H76ZM82 175H83V173H82ZM87 175V174H86ZM50 175H48V177H49ZM84 176V175H83ZM89 177V176H88ZM93 177H94V175H93ZM92 178V177H91ZM47 179V180H46ZM51 179H53V181H54V183H52L51 182ZM57 179H59V178H57ZM79 179V178H78ZM68 180V179H67ZM86 180H87V178H86ZM89 180H90V178H89ZM66 181V180H65ZM92 181V180H91ZM100 181V180H99ZM106 181V180H105ZM61 180H60V182H58V187H57V190H56V192L59 190H64V192L66 191V189L68 188L67 186L69 185V190L71 189V190H73L72 189V184H71V186H70V184H68L67 185V183H66V185H65V183H64V180H63V183L62 184H64V186L62 185V186H60V184H61ZM72 183H75V182H72ZM78 183V182H77ZM87 183H88V180H87ZM87 183H85V184H87ZM93 183V182H92ZM52 184H54V185H52ZM86 186V185H85ZM71 187V188H70ZM74 187H76V185L74 186ZM78 187V186H77ZM79 187H82V185L81 186H79ZM78 187V188H79ZM68 190V189H67ZM69 190H68V192H69ZM82 191H83V189H82ZM63 192V193H64ZM81 193V192H80ZM79 193V194H80ZM86 193H87V191H86ZM101 193V192H100ZM65 194V193H64ZM63 194V195H64ZM67 194H69V193H67ZM77 194V198H76V200L78 199V192L76 193ZM82 194H84V192L82 193ZM89 194V192L87 193V195ZM98 194V193H97ZM103 194V193H102ZM57 195V194H56ZM62 195V194H61ZM81 195V194H80ZM58 196H60V194L58 193ZM68 196H71V195H68ZM67 195H64L63 197H67L66 199L68 200V201H66V199L65 200H63V202H65V203H67V202H69V199H70V201H71V199L73 198H70V197H68ZM74 196V198H75V194L73 195ZM89 196V195H88ZM106 196V195H105ZM49 197H52L51 199L49 198ZM55 197V196H54ZM46 198L48 199V201L46 200ZM58 198V197H57ZM83 198V197H82ZM92 198V197H91ZM94 198H95V196H94ZM105 198V197H104ZM51 201H50V200ZM61 199V198H60ZM63 199V198H62ZM75 200V199H74ZM89 200H92V199H89ZM95 200H97V199H95ZM99 200V199H98ZM43 201V202H42ZM60 202H61V200H59ZM58 201V202H59ZM58 202H57V204H58ZM59 202V203H60ZM63 202H61L60 204H61V206H62V204H64ZM72 202H73V200H72ZM75 202V201H74ZM77 202H78V200H77ZM86 202V201H85ZM88 202V201H87ZM98 202V201H97ZM111 202V201H110ZM89 203V202H88ZM87 203V204H88ZM79 204H82L81 202L79 203ZM101 204V203H100ZM4 205H2V206H4ZM83 205V204H82ZM84 205H86V204H84ZM7 206L6 207H4L5 209L4 210H6V212H4L3 211V209H2V207H1V209H2V211L5 213V215H6V213H7ZM65 206H67V205H65ZM76 206V205H75ZM93 206V205H92ZM91 206V207H92ZM102 206V205H101ZM52 207H50L49 208V210H51L52 209ZM70 207V206H69ZM73 207V206H72ZM82 207V206H81ZM103 207V206H102ZM55 208V207H54ZM53 208V209H54ZM56 208H58L57 206H56ZM56 208H55V211H56ZM67 208V207H66ZM77 209H79V208H77ZM86 209V208H85ZM92 209H94V208H92ZM92 209H90L91 211H92ZM42 210L44 211V212H42ZM58 210V209H57ZM59 210H61V209H59ZM65 210H67V209H65ZM68 210H70L69 208H68ZM65 211V212H68L67 214H71L72 212L71 211ZM73 210H76V209H73ZM82 210H83V208H82ZM87 210V209H86ZM89 210V211H90ZM1 211V210H0ZM55 211H54V213H55ZM9 212V213H10ZM42 212V214H40ZM45 212V213H46ZM51 212V211H50ZM50 212H48V213H50ZM65 212H63V213H65ZM79 212L80 213H82V214H84L82 211H80V209H79V211H78V214H79ZM86 212V211H85ZM17 213L14 211V213H13V215H14V217H16L15 215H17ZM52 213H53V210H52ZM58 213H59V211H58ZM60 213L62 214V211H60ZM60 213L59 214H53V215H55V216H59L60 215ZM75 213V212H74ZM86 213H88V212H86ZM90 213V212H89ZM88 213V214H89ZM0 214H2V212L0 213ZM42 215L41 217H42V219H41V217H38V216H40V215ZM44 214V215H43ZM67 214H65V215H67ZM94 214H95V212H94ZM4 214L3 215H1V216H5ZM13 215H11L12 217H13ZM63 215V214H62ZM72 215H74V214H72ZM75 215H76V213H75ZM0 216V217H1ZM9 217H10V215H8ZM64 216V215H63ZM62 216V217H63ZM68 216H71V215H68ZM86 216H88L87 214H86ZM9 217H8V219H9ZM45 217H47V218H45ZM61 215H60V220H61ZM65 217V216H64ZM62 218V220L63 219H65V218ZM72 218H73V216H71ZM70 217V219H72ZM77 217V216H76ZM85 217V216H84ZM94 217V216H93ZM2 218H5V217H2ZM6 218H7V215H6ZM5 218V219H6ZM17 218V217H16ZM50 218V219H51ZM57 218L58 217H56V221H57ZM81 218V217H80ZM89 218V217H88ZM88 218H86V220L88 219ZM7 219V220H8ZM15 220L14 218H10V220ZM24 219V220H23ZM43 219H44V222H43ZM53 219V220H54ZM74 219V218H73ZM72 219V220H73ZM77 219H78V217H77ZM77 219H75L76 221H77ZM1 220V219H0ZM10 220H9V223H10ZM32 219H31V221H33ZM58 220H59V218H58ZM80 220V219H79ZM3 221V220H2ZM1 221V222H2ZM23 221H25V223L23 222ZM37 221V222H38ZM52 221V220H51ZM82 221H84V220H82ZM24 224H23V223ZM35 222H33V224L35 223ZM39 222H41V221H39ZM52 222H54V221H52ZM59 222V221H58ZM64 222H65V220H64ZM5 223H6V221H5ZM18 223V224H19ZM42 223H37L38 225L39 224H41V225H39V229L41 230V229H43L44 227H45V225H43ZM48 222H46L45 224L46 225H48L47 224ZM62 223V222H61ZM60 223V224H61ZM66 223V222H65ZM65 223H63V224H65ZM8 224V223H7ZM6 224V225H7ZM15 224H13L12 223V226L13 225H15ZM56 224V223H55ZM59 224V225H60ZM1 225H3V226H6L5 224H1ZM17 225V224H16ZM21 225L19 224L18 226H20V228H21ZM50 225H52V224H50ZM58 225V224H57ZM62 225V224H61ZM66 225V224H65ZM64 225V226H65ZM3 226H2V228H3ZM12 226L10 227V225L9 226H6V229H4V231L5 230H8V228H9V231H10V229L12 228ZM27 226V225H26ZM25 226V227H26ZM30 226V224L28 223V226L27 227H29ZM35 226V225H34ZM33 226V227H34ZM42 226V227H41ZM53 226H54V224H53ZM8 227V228H7ZM16 227V226H15ZM23 227V226H22ZM30 227H32V226H30ZM29 227V228H30ZM49 227V226H48ZM54 227H56V226H54ZM53 227V228H54ZM61 227V226H60ZM63 227V226H62ZM66 227V226H65ZM17 229H19L18 230V232L17 233H20V228H18V227H16ZM15 228V229H16ZM24 228V227H23ZM28 228V229H29ZM35 228H36V226H35ZM46 228V227H45ZM45 228H44V230H42V231H40L41 233H45V234H47V236L45 237V236H40V237H45L46 238V240L47 239H49V238H47L48 237V233H50V230L48 231V233H46L47 232V229H46V231H45ZM0 229H1V227H0ZM25 230H27L26 232L27 233H29V230L27 229V228H24ZM23 229V230H24ZM52 229V228H51ZM67 228H65V230H66ZM12 230H14V228H12ZM24 230V231H25ZM31 230V229H30ZM36 230V229H35ZM55 230V229H54ZM8 231V232H9ZM32 231H33V233H34V229L32 228ZM37 232V234H36V236L38 235V233H40V232H38V230H36ZM45 231V232H44ZM56 231V230H55ZM69 231V230H68ZM13 232V231H12ZM14 233V232H13ZM13 233H11V234H13ZM16 233V232H15ZM14 233V234H15ZM22 233H24V232H22ZM40 233V234H41ZM60 233V232H59ZM62 233H64L63 231H62ZM61 234V233H60ZM65 234H66V232H65ZM68 234V233H67ZM16 235H18V234H15V236ZM29 235H30V233H29ZM33 235H35V233L33 234ZM19 236V235H18ZM27 234H26V236H23V238L24 237H26L27 238ZM51 236H52V234H51ZM61 236V235H60ZM12 237H14V235L12 236ZM22 237V236H21ZM21 237H19V239L21 240ZM30 237H32V235L30 236ZM29 237V238H30ZM25 238V239H26ZM16 239V238H15ZM31 239V238H30ZM17 240V239H16ZM15 240V242H17ZM24 240V239H23ZM28 240V238L25 240V242ZM12 241V240H11ZM14 241V240H13ZM60 241V240H59ZM22 242V241H21ZM46 242V241H45ZM17 243H19V241L17 242ZM64 243V242H63ZM17 245V244H16ZM60 246V245H59ZM63 246V245H62ZM27 260V259H26ZM52 263V262H51Z\"/></svg>",
    "mask_w": 264,
    "mask_h": 264
}]
</instances>
